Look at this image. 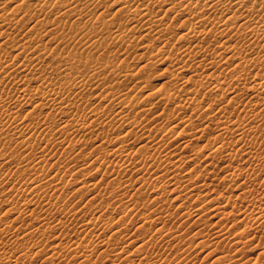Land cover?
<instances>
[{"label":"rangeland","instance_id":"rangeland-1","mask_svg":"<svg viewBox=\"0 0 264 264\" xmlns=\"http://www.w3.org/2000/svg\"><path fill=\"white\" fill-rule=\"evenodd\" d=\"M7 1V2H6ZM18 0H13V2H11L10 0H0V14H4L5 16H8V17H10V18H17V19H19L20 17H21V15L23 14V13H21V11L22 12H24V11H26L27 9L28 10H31V12H30V14H28V12H26L27 14H28V16H27V14H25V12H24V14L23 15H26L25 16V18H24V20H26V21H20V25L19 24H17V26L16 27H18V26H20V27H18V31H17V28H15L14 30H15V32L13 31V33H15V34H20V33H22L24 36H27V37H29V38H27V40H25L24 39V41L23 40H21L19 37L16 39V40H13V38L12 37H14L15 36V34H14V36H13V34H12V37H10L9 39H8V37L7 38H5L6 36H5V34H1L0 35V54H3L4 52H8L7 54L6 53H4L3 55H5L6 54V56H1L0 58H1V61H2V65H3V62L5 63V61H6V63L7 64H9L10 66H12L13 65V67H14V69H17L16 71H18L17 72V74H18V76H15V75H17L16 74V71L14 72V76H12L11 78H6L5 79V75H4V72H3V70H2V68H0V79L1 78H4L5 79V81L6 82H2V83H4V84H6L7 83V85H5L4 86V84H0V98L2 97L3 98V101H2V99H0V108L2 107V108H5L4 110L3 109H1V111H5V112H7V113H4V112H1L0 113V118H1V115H2V118L0 119V140H4L3 142H0L1 144H0V163L1 164H3V165H1L0 164V191H1V193L3 194H1L0 195V203H2V201H3V199H6V198H8V197H10V199L12 198V200H9L10 202H8L7 200L9 199H7V200H4V202H5V204H4V202L2 203V204H0V216H1V218H0V221L1 220H4V221H1V223H0V229L1 230H3V228L2 227H4V229H5V227H8L9 228V232L6 234V230L8 229V228H6V230H4V231H6V232H4V231H1V232H3V233H5L6 235H4V236H0V261L2 260V263L0 262V264H7L9 261L12 263V264H152L153 262H154V264H158V262H159V264H160V261H161V263L162 264H165V262H170L171 264H181V262L183 261V262H186L187 261V264H223V262L225 263V264H233V262L236 260V262H234L235 264H250L252 261H250L249 262V260H251L250 258L251 257H253L252 258V260L253 259H256V261L259 263V261H261L260 263L261 264H264V248H262L263 250H261L260 248L261 247H263L264 245V229L263 230H258V229H256V228H254V227H252L251 228V225L254 223L253 222V220L251 219V218H249V219H247V220H249V222L246 220L245 222H248V223H246L247 225H245L244 223L245 222H241V227L239 226L240 225V221H242V218H241V211L239 212H237L236 214H235V212H236V210H238V209H235V207H234V205L232 206L231 205V203H233L234 201L235 202H239L238 204H239V206H238V204H237V206H236V208L238 207V208H240V209H243V207H244V202H241V199H242V196H244L243 194H246V195H248V196H251V195H256L258 192H260V191H262V189H264V181H262L263 180V178H264V173H262V175L260 176L259 174L261 173V172H264V169H262V168H264V154H262V155H260L262 158H263V161H261V159H260V161H258V163L256 164V163H254V161H252L251 160V158H249L248 160H249V162L251 163H249V162H247L248 160L247 159H243L244 161L242 162V158H237V160L239 161H237L236 159H234L233 160V164L234 165H236V166H238V165H240L241 166V163H242V167H244L245 169H246V171L244 172V174H242L241 176L242 177H240L239 176V178H236V179H238L237 181H236V183H235V185L233 184V183H231L230 182V180L232 179V176L231 175H229L228 177H227V179H225L224 177L225 176H227L228 175V173L227 172H225L224 170L225 169H221V167H223L222 165H223V162L225 163V161H224V159H221V161L220 160H218L219 162H217V160L216 159H214L213 160V158L211 157V155H209V157L207 156V154H209V149H210V147H213V145H214V138L213 137H211V135L212 136H214L215 138L216 137H218L220 134V131H221V129L220 128H218V126L215 124V122L213 121H211V120H209L210 118H214V116L213 117H210V115H212V112H210L209 110H205L206 112H204V110L202 111L201 109H200V107L201 106H199L198 107V103L197 102H199L200 101V99H201V101H202V103L200 102L199 104L200 105H204V103H206L208 100H209V97H211L212 98V102L214 103V100L215 99H221V103H222V101H224L222 104V106H224L225 108H226V112H228L229 114H227V115H229L230 117H236V116H242L241 118L243 119L242 120V122H244L245 123V119H246V121L248 120V116H246V115H244V114H241V115H237L238 114V112L236 113V112H234L235 110H233V106L232 105H234V104H227V100L226 99H228L229 97H231L230 96V94L229 93H226L225 94V92H224V94L225 95H223V91L222 90H217L216 89V91H215V89H212L210 92L208 91V94L206 93L207 92V90H205L206 92H205V95H203L202 94V96L200 95H195V96H197V98L196 99H194L193 100V102H192V100H191V103L189 104V102L190 101H188L187 102V99H188V95H183V94H190L191 93V91L193 92V89L192 88H194V86L196 85V86H198L197 87V89H199V86L201 85V83L203 84V82H204V85L205 86H207V81L205 82V81H201V79L199 80L198 79V75L202 72V71H204V69L203 68H201L200 69V67H196V68H193L194 67V64L192 65V63H194V62H189L188 64L189 65H184V64H182L181 62H180V60H178L177 59V57L174 55V57H175V59H173V60H176V62L177 61H179L180 63L177 65L176 63H175V61L174 62H172V64L170 65V64H168L166 61H168V60H166V61H163L164 59H165V55L163 54V53H161V52H157L156 53V48L158 47H160V46H162L161 44H160V42H153V44H155L153 47H152V44H151V48L150 49H148L149 51L151 50V51H153V53L151 52V54H149L148 53V51H146V50H144L142 47H143V45L145 44V41H146V43H149L150 41H148V40H146V39H144L145 37H146V35H144V33L146 34L147 33V29L145 28V27H143L144 25H143V23H141V21L139 22V25L137 26V31H136V33L135 32H132L134 35H132V33H130V32H128L127 34H129V36H127V38H130V41H132L133 43H135V44H133L132 43V46H133V48H132V46L129 48V51H130V49H131V51H130V53H129V57L127 56V65H131L130 66V69L131 68H134V69H136V70H139L140 71V73H139V75H140V78H142L141 79V81H144L145 79H146V85L148 86V88H144L143 90H146V91H142V90H138V89H136V90H138L137 92L136 91H133V93L132 94H135L136 93V96H138V98L141 96V100H139L140 101V105L142 106L143 105V107L146 105V104H148V103H150L151 101H154L153 99H155L154 97L153 98H149L150 100V102L148 101V98H146L147 100V102L144 100V99H142V98H144L145 96H144V93H146L147 91L148 92H150V93H152V89H153V93H155L156 95H157V97L159 96V95H161L162 93V89H164L165 87H167V89L168 90H173V91H175L174 89L176 88V89H178V87L180 88V90H178L179 91V93L178 94H180L182 97H184L185 99L184 100H180L179 98H182V97H176L173 101H176V100H180V101H177V102H173V101H171V104L172 103H175V104H167V105H165V107L163 106L164 104H160V103H158L157 101H158V98L156 97V99L157 100H155L154 102H155V104L154 105H157L158 104V106H154V111L152 110L151 111V113L152 112H158L159 111V109H160V111H164L163 113L165 114V112H167L166 114L168 115L167 117H168V119H167V117L163 120V119H161V117H165L164 115L163 116H156L155 117V115H157V113H153L152 115H151V113H149L148 114V117H150V119L152 120H155L157 117L159 118H157L158 120H159V122H162V124L165 126V127H167V125H169L168 123H170V125H176V126H179V128L177 127V129H175L176 130V132H168L167 130H166V132H167V135L165 136V134L166 133H164L165 131H162L163 133H161V135L163 136V137H161V138H163L164 140H166L167 142V144L169 145V144H173V143H175V144H173V146H168V151L166 152V151H164V153H166L168 156H170V154H172L171 155V157H173L172 159H171V162L173 161V164H171V165H169V164H167V166L166 165H162V166H164V167H158V166H156V168H154V167H152V169H154L157 173H158V175H160V173H162L161 175H160V177L162 178H154V177H151L150 178V180H148L149 178H146V177H148L146 174H145V172H147V171H144V170H141L142 171V173H141V171H133V172H130V173H128L125 177H126V179H124V182L126 183L124 186H129L128 187V195H126L127 193H125V194H123L124 196H121V197H123L124 198V200H121L119 197H116L114 194H112V191H113V188L115 187V184H117V182L116 181H114L115 180V177H117V175H115L116 173L115 172H113V170L115 169V168H113L112 167V169H109V170H107L106 169V167L103 165H101L100 166V164L98 163V162H95L92 166H88V167H86V169L88 170V172H87V170H81V167H83V165L85 166V164H86V166L88 165V164H90L94 159H96L97 157H94V156H97L96 154H95V152L96 151H94V150H96L95 149V146H96V144H94L95 142H92V141H94V139H95V135L98 133V131L96 132V134L95 135H93V134H86L85 135V137H82L81 135H78V136H76L77 134V132H75L76 131V126L73 128V127H71V125L69 126V125H67V126H63V124H61V121L63 120V118L65 117V119L67 118H69V115H71V117H72V114H73V116L76 114L77 116H81L82 117V115L83 116H86L85 114H86V112L88 111V113H90V111L89 110H87L88 108L87 107H85V106H81V111H79L80 110V108H74V105H73V108L77 111H75V110H73V111H71V110H69V111H71L70 113H69V115L67 114L68 112H66V111H64V112H66L64 115H62L63 114V111L61 112V110H59L58 108H55L54 109V107H53V105L51 104V103H48V102H46V100H44V96H42L41 97V95H43V92H44V90H46V88H47V86L46 85H48L49 83L50 84H52V85H55V83H57L56 84V86H58L59 84H61V83H63V79L59 76V74L57 73V72H59V71H53V67H52V64L50 63V62H53V64L55 65V66H57V65H59V64H64L66 61H68V57L70 56L69 55V53L71 52L72 53V51H73V49H74V53H76L77 55H83V57L85 56H87L88 54H90L91 55V53L90 52H92V51H89L88 52V50H92V48L94 47V45H92V46H88V47H85L84 46V44H87L86 42H87V40H84V44H83V46H82V44H80V46L79 47H77V48H74V47H76V46H78V45H71V47L70 48H67L68 49V51H67V53H65L63 50L66 48L65 46H64V43H63V41H60L62 44L60 45V42L59 43H57V41H52L51 42V40H50V42H48L49 41V37L51 38H53V36H54V34L52 35V33H49V34H45V35H43L44 33H45V31H44V28H42V29H40V31H39V28H41V26L39 25L38 27H36V29H34V31L33 30H30V28L33 26V24L35 23V21L33 22V20H35L36 18H39L40 16V18L39 19H41L42 17H44V14L43 13H45V12H41V11H38V7L36 6V5H38V3L41 1V0H22V3L20 2L21 0H19L18 2H17ZM23 1H24V3H23ZM51 1H53L52 2V4L50 3V5L51 6H47L46 4L43 6L44 8L43 9H53L54 10V12H56L57 10H58V7H59V9L60 10H62V9H64V8H66L67 6H68V2L66 1V0H62V1H64V2H59V0L57 1V0H51ZM92 1H94V0H92ZM116 1V2H115ZM120 1L121 0H118V3H117V0H106V1H103V3L101 2V4H100V6H98L99 8L98 9H94V11H96L95 13H96V15L94 14V13H91V11H93V10H91V11H87V9L85 8V6L86 5H81L78 9H80V8H82L83 10L85 9V11H86V13H83L84 15H82V17L83 16H87L86 17V19L90 16V17H92V18H88V22H90V23H92V24H90V23H88V26L90 27L89 29H90V32L91 31H93L94 30V32H96L97 31V33H95V35H96V39H101L102 37H104V39L102 38L101 39V46L102 45H104V46H102V47H105L106 45L108 46H106L107 48H105L106 49V51L105 50H102V51H99L98 53L96 52L95 53V55H96V58H95V55H93V57H92V59H93V62H95L96 61V63L97 64H99V65H101V64H103V63H105V61H111L112 63L113 62H115V63H113V64H118L117 66H120V63L122 62V60H123V55H122V51H120L121 50V48L119 47V46H125V45H127V44H125L124 45V43H121L120 44V42L119 43H117L113 38H112V36H114V31L116 30V31H118V29L119 28H121L122 30H124V28H123V26L125 27V26H128L129 25V23H131V22H129V20H128V13H126L125 11H123V9H121V11L122 12H120V11H118L117 12V10H116V8L117 9H119V3H120ZM123 1V0H122ZM124 1H126V0H124ZM141 0H139L138 2H140ZM1 2H2V4H1ZM4 2H6L5 4H3ZM20 2V3H19ZM67 2V3H66ZM137 2V0L133 3V6H135L136 8H138L139 7V5H140V7H141V4L140 3H136ZM143 2V0L141 1V3ZM17 5L18 3L20 4V8L19 9H15V10H13V11H17V13L15 14L13 11H12V8H14V6L16 7V5ZM25 3H28L29 5H27V4H25ZM95 3H97V2H95ZM117 3V5H112V4H116ZM146 3V2H145ZM58 4V5H57ZM67 5V6H66ZM104 5H106V6H104ZM112 5V6H111ZM155 6H153V8L154 9H156L155 11H160L161 9H159L160 7L157 5V4H154ZM156 5H157V7H156ZM33 6H35V7H33ZM53 6V7H52ZM84 6V7H83ZM104 6V7H103ZM118 6V7H117ZM24 7H26V9H24ZM28 7V8H27ZM29 7H30V9H29ZM37 7V8H36ZM102 7V8H101ZM108 8V9H106V8ZM34 8V9H33ZM104 8V9H103ZM56 9V10H55ZM102 9H103V13H104V15H106L105 16V19H104V16H103V18H100V20L101 19H103L102 21H107L106 23H104V22H102L104 25H102V23H100L101 21L100 20H94V17L96 18L97 17V15H99V13L101 14V11H102ZM141 9V8H140ZM159 9V10H158ZM9 10V11H8ZM24 10V11H23ZM97 10H99V11H97ZM206 10V9H205ZM205 10H204V12H205ZM11 11L13 12V13H11ZM37 13H36V12ZM93 11V12H94ZM208 11V10H207ZM207 11H206V13H207ZM6 12L8 13V14H6ZM40 12V13H39ZM48 12V11H47ZM53 12V13H54ZM87 12H89V13H87ZM116 12V13H115ZM20 13H21V15H20ZM34 13V14H33ZM36 13V14H35ZM50 14L49 16L51 17L52 16V18H54L55 16H54V14ZM74 13V14H73ZM71 12L70 13V16H69V22H76L77 24H81L82 25V23L83 22H85L86 20H85V17H81L80 19H79V17H77V15H76V17H74L75 16V12ZM112 13V14H111ZM120 13V14H119ZM125 13L127 14V15H125ZM12 14H13V17H12ZM38 14V15H37ZM42 14H43V16H42ZM86 14H88V15H86ZM92 14V15H91ZM117 14V15H116ZM19 15H20V17H19ZM123 15V16H122ZM4 16V17H5ZM35 16H37V17H35ZM94 16V17H93ZM127 18H126V17ZM19 17V18H18ZM35 17V18H34ZM73 17H74V20H73ZM112 17V18H111ZM119 17V21L118 20H116L117 18ZM181 17H182V15H179L178 17H176L175 19H177L176 21H179V19H181ZM111 18V19H110ZM113 18H114V20L115 21H117V22H113V21H110V20H113ZM122 18V19H121ZM32 19V20H31ZM62 19H65V20H67V18H65V17H63ZM70 19H72V20H70ZM78 19V20H77ZM84 19V20H83ZM90 19H92V22H91V20ZM1 20V19H0ZM49 20L51 21V18H49ZM58 20H61L60 18H57L56 17V21H58ZM94 20V21H93ZM126 20V21H125ZM128 20V21H127ZM15 21V20H14ZM79 21H80V23H79ZM100 21V22H99ZM194 21V20H193ZM22 22V23H21ZM32 22V23H31ZM95 22V23H94ZM111 22H112V24H111ZM141 23V24H140ZM175 23V22H174ZM0 24H1V21H0ZM31 24V25H30ZM90 24V25H89ZM101 24V25H100ZM107 24V28H106V25ZM112 25V26H108V25ZM25 25V26H24ZM29 25V26H28ZM50 25H52V24H48V26H46L47 27V29H49V26ZM93 25H95V26H93ZM98 25V26H97ZM114 25H118V26H116L115 27V29H113L114 28ZM122 25V26H121ZM95 27V28H93V27ZM140 26V28H138ZM111 27V28H110ZM20 28H22L21 30H20ZM92 28V29H91ZM89 29H88V31H89ZM111 29H113L114 31H112ZM23 31V32H20V31ZM35 30H37V31H35ZM43 30V31H42ZM103 30H104V32H103ZM108 30V31H107ZM138 30H140V31H138ZM0 31H1V29H0ZM88 31H87V29L84 31V32H86V33H88ZM100 31V32H99ZM112 31V32H111ZM143 31V32H142ZM145 31V32H144ZM36 33V34H34V33ZM39 32H44V33H40V35H39ZM66 33H65V35H68V33H69V35H72V36H74V37H79V35H83V34H85L84 32H79V34H78V32H70V29H67L66 31H65ZM106 32V33H105ZM108 32V33H107ZM110 32V33H109ZM29 33V34H28ZM140 33H142V35L140 34ZM78 34V35H77ZM100 34V35H99ZM110 34V35H109ZM116 34V33H115ZM3 35V36H2ZM30 35V36H29ZM40 37H39V36ZM42 35V36H41ZM50 35V36H49ZM52 35V36H51ZM69 35L68 36H66V38L67 37H69ZM105 35H108V36H105ZM134 37H132V36ZM140 35V36H139ZM33 36H35V41H37L36 43H34L33 42V44L32 45H34L35 44V46H34V48L31 50L30 48V50L31 51H29L28 53V55H29V58L31 59V60H33V59H35V64H34V66L36 67H34L33 65L31 66L32 68H34V69H32L31 68V71H32V73H31V71L30 72H27V73H25V75H22L23 73H21V74H19V71H21L22 70V68H21V70L19 69V67L22 65V62H23V64H28V63H24V60H25V57H23L22 55H20L19 57H15V54H19V50H20V46H21V44H25V42H28L29 41V39L31 38V37H33ZM38 36V37H37ZM136 36H139V37H141V38H139V37H136ZM37 37V38H36ZM43 39H42V38ZM98 37H101V38H98ZM112 38L111 40H113V41H115V42H113V41H111L110 40V38ZM131 37L133 38V39H131ZM4 38H5V40H4ZM51 38V39H52ZM135 38H137L136 39V41H134L135 40ZM203 37H201L200 39H202ZM18 39H20V41L18 40ZM106 39V40H105ZM199 39V38H198ZM199 39V40H200ZM209 40V41H211V43H209V41L207 42V43H209L207 46H209L210 48L211 47H213V49L214 48H218V46H215V45H217V44H215L212 40H210V38L208 37V38H205L204 40L206 41V40ZM104 40V41H103ZM203 40V41H204ZM9 42V44H8V42ZM11 41H13L12 43V45L10 44L11 43ZM171 42V45H173L174 46V48H175V50H176V47H181L182 46V44L184 45V43L186 44V43H190V42H188V40H187V42L185 41V42H183V40H179V41H177L176 40V37H174V38H172L171 40H170ZM196 41H198V40H196ZM203 42V44H205L206 42ZM3 42V43H2ZM6 42V43H5ZM16 42H17V48L15 47V45H16ZM19 42H22V43H19ZM24 42V43H23ZM39 42V43H38ZM54 42H56V43H54ZM91 42V41H90ZM89 42V43H90ZM151 42V43H152ZM2 43V44H1ZM5 43V44H4ZM40 43H42L43 45H40ZM47 43H49V44H47L49 47H50V45L52 46V47H50V50L52 51V53L49 55V52H45V55H44V50H43V48L44 47H46V48H49L48 46H45ZM89 43H88V45H89ZM107 43V44H106ZM176 43V44H175ZM37 44V45H36ZM54 44V45H53ZM118 44H120V45H118ZM123 44V45H122ZM139 44V45H138ZM213 44H215L214 46H213ZM58 45H60V46H58ZM111 47H110V46ZM135 45H137V46H135ZM170 45V44H169ZM170 45V46H171ZM11 46H13V47H15V48H11ZM39 46H41V48H42V46H43V48H42V50H41V48L39 47ZM83 48H82V47ZM36 47H37V49H36ZM91 47V48H90ZM135 47V48H134ZM156 47V48H155ZM1 48H2V50H1ZM55 48H57V49H55ZM80 48V49H79ZM85 48V49H84ZM88 48V49H87ZM90 48V49H89ZM116 48V49H115ZM123 48H125V47H123ZM122 48V49H123ZM143 50H142V49ZM220 48V47H219ZM17 49V50H16ZM35 49V52H36V55H37V57H38V59H37V57H36V55L34 54V50ZM62 49V50H61ZM67 49H65V50H67ZM71 49H72V51H71ZM94 49H95V47H94ZM93 49V50H94ZM170 49V48H169ZM212 49V48H211ZM220 49H222V48H220ZM4 50V51H3ZM54 50H56V51H54ZM108 50V51H107ZM110 50L111 51H114V52H110ZM18 51V52H17ZM37 51H38V53H37ZM54 51V52H53ZM59 51V53L61 52L62 53V55L61 54H59V53H57ZM117 51H119L120 53H118ZM146 53H145V52ZM157 51H158V49H157ZM2 52V53H1ZM107 52H109V53H107ZM116 52H117V54H116ZM131 52H132V54H131ZM260 52L262 53V54H264V49H262V48H260ZM42 53V54H41ZM48 53V54H47ZM57 53V54H56ZM84 53V54H83ZM85 53H88V54H85ZM105 53V54H104ZM140 53H143L142 54V57H144V58H146L145 57V55L147 56V57H153L154 59H151V60H153L152 62H154L153 64H150L149 65V67H147L146 65H144V67L142 68V67H140L141 65H142V63L143 64H145V62H144V58H142V57H140ZM147 53L149 54V55H147ZM34 54V55H33ZM65 54H67V55H65V57H64V55ZM107 54H108V56H107ZM112 54V55H111ZM139 54V55H138ZM158 54V55H157ZM31 55V56H30ZM47 57V58H43V62H41L42 61V59H41V57ZM49 55V56H48ZM55 56V60H58L59 61V63L57 62V61H55V60H53V56ZM59 55H61V56H59ZM90 55H88V56H90ZM105 55V56H104ZM137 55V56H136ZM153 55V56H152ZM87 56V57H88ZM108 58H107V57ZM116 56V57H115ZM15 57V58H14ZM60 57H61V59H60ZM103 57H105V59L103 58ZM112 57V58H111ZM122 57V58H121ZM139 57V58H138ZM173 57V58H174ZM257 57H258V51L256 50V51H252V52H249L248 53V56H247V58L249 59V60H251V61H255L256 62V59H257ZM2 58H4V59H2ZM49 58V59H48ZM102 58V59H101ZM120 58V63H119V61H118V59ZM131 58V59H130ZM133 58V59H132ZM135 58V59H134ZM164 58V59H163ZM24 59V60H23ZM39 59H40V61H39ZM66 61H65V60ZM97 59V60H96ZM116 59V60H115ZM37 60V61H36ZM61 60V61H60ZM95 60V61H94ZM105 60V61H104ZM114 60V61H113ZM129 60V61H128ZM150 60V61H151ZM104 61V62H103ZM149 61V63H152V62H150ZM156 61V62H155ZM39 62V63H38ZM41 62V63H40ZM63 62V63H62ZM100 62V63H99ZM117 62V63H116ZM162 62V63H161ZM170 62V61H169ZM96 63H93L94 65L96 64ZM174 63V64H173ZM232 63V61H229L228 62V64H225L224 66H229L230 64ZM19 64V65H18ZM37 64L38 65H40V66H37ZM71 63H68V65H69V67H71V68H73V69H77V68H79V70L80 71H82L83 72V74L85 73L86 75H87V73L89 72V71H87V68L85 67V66H83V67H81V66H76V65H74V64H71ZM5 65V64H4ZM16 65V66H15ZM18 65V66H17ZM177 65V66H176ZM180 65H182L183 67H184V69H183V67L182 68H178V69H176V67H178V66H180ZM93 66V65H92ZM143 66V65H142ZM173 66V67H172ZM188 66V67H187ZM77 67V68H76ZM172 67V68H171ZM185 67H187V68H185ZM40 68V69H39ZM82 68H84V69H82ZM86 68V69H85ZM139 68H141V69H144V70H140ZM147 68V69H146ZM224 68V67H223ZM226 68V67H225ZM231 68H232V66H230V70L228 71V72H230V75H234V74H236V72L237 71H240V70H242V68L240 69H238V70H236V71H234L233 69V71L231 70ZM167 69H169V71L167 70ZM172 69V70H171ZM179 69H182V70H179ZM195 69H197V70H195ZM44 70V71H43ZM86 70V71H85ZM133 70V69H132ZM175 70H177V71H175ZM199 70V71H198ZM43 71V72H42ZM79 71V72H80ZM168 71V72H167ZM173 73H172V72ZM179 71V72H178ZM221 71V70H220ZM232 71V72H231ZM41 72V73H40ZM170 72V73H169ZM199 72V73H198ZM235 72V73H234ZM243 72V71H242ZM241 72V73H242ZM35 73V74H34ZM46 73H47V75H46ZM69 72L67 71L66 72V75H67V79L66 80H64V82H66V81H68V80H72V81H74V79L75 78H78V76L75 74V73H69ZM175 73V75H173L172 76V74H174ZM237 73H239V72H237ZM255 73H260V74H263L262 75V77L264 78V70L263 69H261V68H259V67H256L253 71H252V73L250 74L249 73V75L247 74V77L249 78L248 80H247V84H248V82L250 81V80H254V78H252V76L253 75H255ZM42 74V75H41ZM71 74V75H70ZM171 74V75H170ZM198 74V75H197ZM21 75V76H20ZM31 75V76H30ZM35 75V76H34ZM45 75V76H44ZM73 75H75V76H73ZM229 75V74H228ZM26 76H28V79L26 78ZM33 76V77H32ZM42 76V77H41ZM172 78H171V77ZM25 77V78H24ZM32 77V78H31ZM44 77V78H43ZM145 77V78H144ZM197 77V78H196ZM29 78H31V79H29ZM36 78V79H35ZM49 80H48V79ZM144 78V79H143ZM41 79V80H40ZM44 79H46V81L44 80ZM169 79H171L170 81H167V80H169ZM195 79V80H194ZM12 80V81H11ZM18 80H20V81H18ZM48 80V81H47ZM52 80H54V81H52ZM197 80H199L201 83H199ZM230 79H228V80H226L227 82H225V84H223L222 86H225V87H227L228 85H230V84H234V83H232V80H230ZM22 81V82H21ZM45 81V82H44ZM147 81H148V83H147ZM167 81V82H166ZM209 81L211 82V81H214V80H210L209 79ZM208 81V82H209ZM12 82V83H11ZM25 82V83H24ZM196 82V84L194 85V83ZM10 83V84H9ZM17 83H19L17 86H16V84ZM43 83V84H42ZM46 83V84H45ZM48 83V84H47ZM59 83V84H58ZM131 82H129L128 83V85H130V86H133V84H130ZM206 83V84H205ZM249 83H251V81L249 82ZM21 84H22V86H21ZM42 84V85H41ZM170 84V85H169ZM209 85H210V83H208ZM236 84V83H235ZM31 85V86H30ZM35 85V86H34ZM168 85V86H167ZM192 85H194V86H192ZM8 86V87H7ZM13 86V87H12ZM27 86L29 87V89H33V90H35V96L34 97H29V96H27L26 98H25V100H24V96H22L21 94L19 95V92L21 91V92H23L22 90H23V88L25 89V88H27ZM38 86V87H37ZM45 86V87H44ZM162 86H163V88H162ZM165 86V87H164ZM171 86L174 88H172L171 89ZM196 86H195V90H196ZM203 85H201L200 86V88L202 87ZM237 86V85H236ZM17 87V88H16ZM58 87H60V86H58ZM170 87V88H169ZM208 87V86H207ZM207 87H206V89H207ZM20 88H21V90H20ZM37 88V89H36ZM43 90H41V89ZM149 88H151L150 90L151 91H149ZM186 89V92H188V93H183V92H185V89ZM189 88V89H188ZM31 89V90H32ZM40 89V90H39ZM159 89H161L160 91H159ZM184 89V90H183ZM190 90V91H188V90ZM192 89V90H191ZM202 89V88H201ZM237 89H239V93H240V90H241V94H239V100H245V102H243V104H245L246 103V101H247V96H249L250 94H251V92H249L248 90H247V87H245V86H240V87H238ZM14 90V91H13ZM20 90V91H19ZM154 90H155V92H154ZM156 90H157V92H156ZM164 90H166V88L164 89ZM164 90H163V93H164ZM168 90H166V91H168ZM194 90V91H195ZM245 90V91H244ZM6 91H8V92H6ZM13 91V92H12ZM19 91V92H18ZM140 91H142V92H140ZM183 91V92H182ZM214 93H213V92ZM222 91V92H221ZM244 91V92H243ZM20 92V93H21ZM72 92H74L73 93V95L75 94H78L77 96H78V99H76L77 97L75 96H71L72 95V93H70V95H69V99L68 100H70V102L72 101L73 102V104H75V103H78V105H80V103L79 102H81L83 105H88L87 104V102H83V101H85V100H87V99H82V98H85V96H87L88 95V97H90L89 95H92L93 94V92L94 91H92V90H87V92H86V90L83 92H81V90H78V88L77 87H74L73 89H72ZM78 92V93H77ZM86 92V93H85ZM183 94H182V93ZM221 92V93H220ZM7 93V94H6ZM16 93V94H15ZM18 93V94H17ZM42 93V94H41ZM81 93V94H80ZM194 93V92H193ZM210 93V94H209ZM5 94L6 95H8V96H5ZM10 94H12L10 97H12V99L13 100H11L12 102H10V97H9V95ZM15 94V95H14ZM37 94H39V96L37 95ZM147 94V93H146ZM145 94V95H146ZM192 94V93H191ZM191 94H190V96H191ZM206 94H207V96H206ZM2 95V96H1ZM13 95H14V97H13ZM79 95H80V97H79ZM143 95V96H142ZM155 95V96H156ZM180 95H178V96H180ZM241 95V96H240ZM18 96V97H17ZM205 96H206V98H205ZM219 96H221V97H219ZM6 97V98H5ZM9 98V100H8V98ZM21 97V98H20ZM29 97V98H28ZM41 97V98H40ZM70 97L72 98V99H70ZM82 97V98H81ZM93 97V96H92ZM215 97V98H214ZM4 98H5V100L7 101V102H10V103H4V104H2V102H4ZM17 98V99H16ZM20 98V99H19ZM23 98V99H22ZM41 100H40V99ZM178 98V99H177ZM187 98V99H186ZM241 98V99H240ZM28 99V100H27ZM30 99V100H29ZM98 98H94L93 100L90 98V101H91V103L92 104H94L93 105V107H99V106H101V104L103 103V104H105L106 105V103H105V101H103V102H101V104H100V100H99V102H98V100H97ZM198 99H199V101H198ZM23 100V101H22ZM40 102H39V101ZM78 100V101H77ZM80 100V101H79ZM144 102H143V101ZM203 100L205 101V102H203ZM14 101V102H13ZM29 101H30V103H29ZM45 101V102H44ZM88 101H89V99H88ZM90 101L88 102V103H90ZM142 101V102H141ZM259 101H260V103H262L263 101H264V99H259ZM26 102L29 104V105H27L26 104ZM33 102H34V104H33ZM95 102V103H94ZM178 102H180V103H178ZM183 102V103H182ZM187 102V103H186ZM212 102H210V103H212ZM217 102V101H216ZM226 102V103H225ZM19 103V104H18ZM21 103H23V104H21ZM33 105H32V104ZM45 103H47V104H45ZM96 103H98V104H96ZM176 103H178V104H185L184 106L185 107H182L183 105H176ZM212 103V104H213ZM221 103L219 102V104L218 103H215V104H213V108H216L217 106H219V105H221ZM9 104V105H8ZM40 105V107H39V105ZM43 104V105H42ZM96 104V105H95ZM100 104V105H99ZM102 104V105H103ZM7 105V106H6ZM35 105V106H34ZM38 105V106H37ZM41 105H42V107H41ZM159 105H162V107L160 108L159 107ZM176 105V106H175ZM187 105V106H186ZM231 105V106H230ZM21 106V107H20ZM24 106V107H23ZM65 106V104L62 106V107H64ZM168 106V107H167ZM181 108H180V107ZM198 108H197V107ZM6 107H7V109H6ZM33 107H34V110H33ZM44 107V108H43ZM50 107H53L52 108V110L50 109ZM103 107H104V105H103ZM157 107H159V109L157 108ZM172 108V110H170L171 108ZM175 109H174V108ZM177 107H179L178 108V111H180L181 113H179L176 109H177ZM195 107H196V109H195ZM9 108V109H8ZM16 108H17V110H16ZM85 108H87L86 109V111H85ZM165 108V109H164ZM183 108V109H182ZM57 109H58V111H57ZM113 109V110H112ZM115 108H112V107H108V108H105V110L106 111H109V113L110 112H114L115 110H114ZM158 111H157V110ZM164 109V110H163ZM167 109V110H166ZM195 109V110H194ZM228 109V110H227ZM230 109V110H229ZM231 109H232V111H231ZM8 110H9V112H8ZM51 110V111H50ZM156 110V111H155ZM166 110V111H165ZM175 110V112H173ZM183 110V111H182ZM201 111V112H198V114L199 115H195V114H197L196 113V111ZM15 111H18V112H16V113H18V115L16 114V113H14ZM21 111V112H20ZM34 113H32V112ZM57 111V112H56ZM193 111H195V112H193ZM211 111H212V109H211ZM10 112H12L11 113V115L12 114H14V115H12V120H10L9 122H8V124H7V121L10 119V117H11V115H10ZM53 112V113H52ZM61 112V113H60ZM81 112V113H80ZM85 112V113H84ZM169 112H171L172 114L173 113H175V115L173 116L171 113L169 114ZM176 112H178V113H176ZM20 113V114H19ZM87 113V114H88ZM208 113V114H207ZM209 113H211V114H209ZM231 113V114H230ZM234 113V114H233ZM236 113V114H235ZM6 114V115H5ZM29 116H28V115ZM53 114V115H52ZM78 114H80V115H78ZM91 114V113H90ZM155 114V115H154ZM177 114L179 115V116H177ZM189 114H192V117L194 116L195 117V119H194V117L192 118V120H191V122H190V126L188 125L187 126V118L189 117ZM202 114H204V115H202ZM207 114V115H206ZM27 115V116H26ZM32 115H33V117H32ZM55 115V116H54ZM59 115V116H58ZM75 115V116H76ZM151 115V116H150ZM171 117H170V116ZM206 115V116H205ZM209 115V116H208ZM235 115V116H234ZM7 116V117H6ZM88 116H89V114H88ZM154 116V117H153ZM184 116H187L186 118L184 117ZM197 116V117H196ZM199 116V117H198ZM228 116V117H229ZM244 116V117H243ZM6 117V118H5ZM45 117H46V119H45ZM49 117V118H48ZM70 117V118H71ZM78 117V118H79ZM173 117H174V119H173ZM175 117H177L176 119L177 120H175ZM182 117H184V118H182ZM210 117V118H209ZM261 117V116H260ZM259 117V118H260ZM264 114L262 115V117H261V119H263V120H261V124H256L257 126H255V127H257V128H255V129H257L256 131H255V129L253 130L252 129V133H251V135H249L250 134V132L248 133V135L246 136V138H244V140L245 141H243V137L242 136H240V137H237L236 136V134H231V136H229L230 134H224L223 135V138H224V145H225V143L227 144V145H229L228 147L226 146V148H227V151H228V149H229V151H230V149H231V147L233 148V146L234 145H236L235 147H238L239 145H245L247 142H248V140H250L252 137H257V136H261V138L262 139H264V137H262V136H264V135H262V134H264ZM4 118L6 119V120H4ZM69 118V119H70ZM75 118H77V117H75ZM171 118V119H170ZM209 118V119H208ZM21 119V120H20ZM48 119H49V121H48ZM61 119V120H60ZM64 119V120H65ZM156 119V120H157ZM167 119V120H166ZM184 119V120H183ZM46 120V121H45ZM157 120V121H158ZM161 120H163V121H161ZM171 120H173V121H171ZM186 120V121H185ZM18 123H17V122ZM59 121H60V123H59ZM167 121H169V122H167ZM185 121V122H184ZM210 121V122H209ZM2 122V123H1ZM11 122V124L13 125H16V126H11V124H9ZM15 122V123H14ZM22 122V123H21ZM31 122V123H30ZM167 122V123H166ZM184 122V123H183ZM19 123H21V124H19ZM24 123V124H23ZM27 123V124H26ZM30 123V124H29ZM43 123V124H42ZM46 123V124H45ZM166 123V124H165ZM183 123V124H182ZM185 123H186V126L184 127L183 125H185ZM189 123V122H188ZM7 124V125H6ZM26 124V125H25ZM47 124H49V126H51L50 128L47 126ZM179 124V125H178ZM18 125V126H17ZM21 125H23V126H21ZM31 125V126H30ZM192 125V126H191ZM208 125H209V127H208ZM10 126V127H9ZM21 126V127H20ZM29 126V127H28ZM182 126V127H181ZM206 126H207V128H206ZM18 127V128H17ZM22 127H24V128H22ZM42 127H44V130H42L43 128ZM49 128V130H48V128ZM192 127V128H191ZM197 127V128H196ZM17 128V129H16ZM45 128H47L46 130H45ZM56 128V129H55ZM57 128H58V130H59V132H58V130H57ZM70 128V129H69ZM72 128V129H71ZM181 128H182V130H181ZM189 128V129H188ZM8 131H7V130ZM21 129V130H20ZM98 129H100L99 128V126H98ZM107 129H108V127H107ZM185 129L188 131H185ZM202 129V130H201ZM261 129V130H260ZM5 130V131H4ZM23 130V131H22ZM48 130V131H47ZM55 130V131H54ZM60 130H62V131H60ZM66 130V131H65ZM199 130V131H198ZM260 130V131H259ZM42 131H43V133H42ZM51 131V134H54V132H55V136L54 135H49V132ZM59 133L58 134V136H57V132ZM100 131V130H99ZM113 131V130H112ZM121 131V130H120ZM179 131V132H178ZM181 131H182V133H181ZM183 131H184V133H183ZM217 131H218V134H217ZM259 131V132H258ZM18 132V133H17ZM53 132V133H52ZM61 132V133H60ZM65 132H67V133H65ZM101 132V131H100ZM99 132V133H100ZM109 132V131H108ZM185 132H186V134H185ZM3 133V135H5V136H1V134ZM6 133V134H5ZM23 134V136H22V134ZM27 133V134H26ZM73 133V134H72ZM172 133H176V134H172ZM257 133V134H256ZM260 133H262V134H260ZM62 134V135H61ZM173 136H172V135ZM41 135V136H40ZM76 136V138H75V136ZM187 135V136H186ZM225 135H227V137L225 136ZM10 136V137H9ZM29 136V138L31 139V141H30V139L29 140H26L27 142H29L30 144L31 143H33V145L31 144V146H30V144L29 145H27L28 143L25 141V138H27V137ZM34 136H35V138H34ZM43 136V137H42ZM50 136H52V138H53V140H51V137ZM54 136V137H53ZM70 136V137H69ZM71 136H73V137H71ZM81 138H80V137ZM171 136V137H170ZM175 136V137H174ZM177 136V137H176ZM225 136V137H224ZM250 136H251V138H250ZM4 137L6 138V141H5V139H4ZM22 137H23V140H22ZM25 137V138H24ZM33 137V138H32ZM78 137V138H77ZM114 137V136H113ZM112 137V138H113ZM208 137H209V139L210 140H208ZM249 137V138H248ZM19 138H21V139H19ZM57 138V139H56ZM70 138V139H69ZM75 139V140H73L74 142H73V144L75 145V147L74 148H71L70 147V142H72L71 140L72 139ZM166 138V139H165ZM168 138V139H167ZM171 140H170V139ZM229 138H231V140L229 139ZM232 138H235V139H233L234 140V142H236V141H238V142H236V143H233L232 141ZM10 139V140H9ZM19 139V140H18ZM40 139H41V141H40ZM80 140V142L78 143V141ZM81 139H82V141H81ZM93 139V140H92ZM114 140H117V138H113ZM130 139V140H129ZM129 143L127 142V144H130L129 146L131 147V150H133L132 151V154H133V152H134V158L136 159V161H138L139 159H141L144 155H146V154H149V152L151 153V151H148V153H147V149H142L141 151H138L137 153H136V150H137V147H139V146H141L140 144L141 143H143L142 142V140H138L137 142L135 141L136 139H135V137H133V139H131V137H129ZM229 139V140H228ZM237 139V140H236ZM12 140V141H11ZM16 140V141H15ZM45 140V141H44ZM46 140H48V142H46ZM68 140H70L69 142H68ZM85 140V141H84ZM134 140V141H133ZM170 140V141H169ZM226 140H228L227 142H225ZM10 141H11V143H10ZM17 141H18V143H17ZM34 141V142H33ZM50 141H52L51 143H50ZM62 141V142H61ZM65 141V142H64ZM130 141H131V143H130ZM186 141V142H185ZM213 141V142H212ZM241 141H243V143L241 142ZM14 142V144H12ZM20 142H23V143H21L20 144ZM37 142V143H36ZM44 142V143H43ZM85 142H86V144H85ZM134 142V143H133ZM140 142V143H139ZM171 142H173V143H171ZM213 143V144H210V143ZM232 142V143H231ZM242 144H241V143ZM246 142V143H245ZM258 142V141H257ZM2 143H3V145H2ZM7 143V144H6ZM10 143V144H9ZM24 143H26V144H24ZM43 143V144H42ZM93 143V144H92ZM136 143V144H135ZM139 143V144H138ZM145 143H146V141H145ZM183 143H185V144H183ZM20 144V145H19ZM48 144V145H47ZM78 144V145H77ZM116 144V143H115ZM119 144V143H118ZM231 144H233V145H231ZM249 144V147H251V149L250 150H252V152L253 151H255V153H259V151L260 152H262V151H264V147L262 146V145H264V144H262V142L259 140V143H253L252 145L250 144V143H248ZM257 144H259V146L257 145ZM262 144V145H261ZM13 145V146H12ZM16 146V148H15V146ZM24 145V147H22ZM46 145V146H45ZM120 145H121V142H120ZM177 146V147H175V146ZM182 145V146H181ZM238 145V146H237ZM22 147V148H18V147ZM30 146L31 147V149H29V150H27V148ZM128 146V147H129ZM252 146H255L254 148H252ZM257 146V147H256ZM35 147V148H34ZM78 147V148H77ZM174 147L176 148V149H174ZM180 149H179V148ZM201 147H202V149L204 150H202L201 149ZM24 148V149H23ZM42 148V149H41ZM77 148V149H76ZM132 148H136L135 149V151H134V149H132ZM178 148V149H177ZM262 148V149H261ZM10 149V150H9ZM17 149V150H16ZM112 149V148H111ZM194 149V150H193ZM201 149V150H200ZM256 149L258 150V151H256ZM261 149V150H260ZM14 150H16V152L14 151ZM20 150V151H19ZM45 150V151H44ZM130 150V151H131ZM172 150V151H171ZM196 150V151H195ZM2 151V152H1ZM14 151V152H13ZM24 152V154L26 153V155H24L23 157L22 156H20V159H19V154H23V152ZM26 151V152H25ZM27 151H28V154H27ZM29 151H30V153L32 152V153H35L34 155H31V154H29ZM177 151V152H176ZM228 151V152H229ZM19 152V153H18ZM171 152V153H170ZM174 152V153H173ZM143 154L142 156L140 155V158L138 157L139 155H137V154ZM146 153V154H145ZM192 153H194V155H196L197 156V158L195 159V156H193L192 158L194 159V161L193 160H188V158H186L185 157V155L186 156H188V155H191ZM6 154V155H5ZM95 154V155H94ZM137 156H136V155ZM178 154H180L179 155V158H178ZM203 154V155H202ZM17 156V158L15 157V156ZM31 155V156H30ZM36 155V156H35ZM182 155V156H181ZM201 155V156H200ZM206 155V156H205ZM27 156V158L24 160V158ZM32 156H34V157H32ZM38 156H39V158H38ZM204 156L206 157V158H204ZM31 159H30V158ZM175 157V158H174ZM201 159H200V158ZM11 158V159H10ZM29 158V159H28ZM33 158H34V160L35 161H33ZM41 158V159H40ZM43 158V159H42ZM46 158V159H45ZM94 158V159H93ZM139 158V159H138ZM143 158H147V155H146V157L144 156ZM176 158H178V160L180 161V158L182 159V160H185V161H183L182 162V160H181V162H179ZM186 158V159H185ZM202 158H204V159H202ZM208 158H209V160H208ZM210 158H211V161H213V162H211L210 161ZM247 158V157H246ZM8 161H7V160ZM16 159V160H15ZM20 161H19V160ZM40 159V160H39ZM173 159H175V160H173ZM197 159H199V160H201V161H199V160H197ZM205 159H207V160H205ZM9 160H11L10 162H9ZM25 162H24V161ZM26 160H28V162L26 161ZM44 160V161H43ZM45 160H47L46 162H45ZM187 160V161H186ZM237 162H236V161ZM246 160V161H245ZM7 161V162H6ZM33 161V165H34V167H33V165L30 163V162H32ZM136 161H135V165H136ZM140 161V160H139ZM138 161V162H139ZM175 161V162H174ZM178 161V162H177ZM202 161H204V162H202ZM227 162H228V160H226ZM236 162V164H235V162ZM9 162V163H8ZM20 162L22 163L21 165H20ZM27 162V163H26ZM39 162H41V163H39ZM5 163H6V165H5ZM30 163V165H28ZM36 163H38V164H40L39 166H38V164H37V166H36ZM82 163H83V165H82ZM175 163H178V164H175ZM179 163H181V164H179ZM198 163V164H197ZM208 163V164H207ZM214 165H213V164ZM218 163V164H217ZM220 163H222V164H220ZM237 163H239L238 165H237ZM249 163V164H248ZM20 165V167H18L19 165ZM24 164H26V165H24ZM44 164H45V166H48V167H45L44 166ZM47 164V165H46ZM97 164V165H96ZM196 164V165H195ZM229 164V163H228ZM248 164V165H247ZM256 165V166H254V165ZM260 164H261V166H260ZM42 165V166H41ZM149 165V164H148ZM212 165V166H211ZM218 165V166H217ZM221 167H220V166ZM225 165V164H224ZM227 165V164H226ZM225 165V166H226ZM251 165V166H250ZM28 166H32L33 167V169L32 168H30V167H27ZM37 168H36V167ZM81 166V167H80ZM169 166H171V167H169ZM173 166V167H172ZM174 166H175V168H174ZM180 166H181V168H180ZM251 167V169H248V168H250ZM253 166V167H252ZM259 166V167H258ZM21 167H23V168H21ZM39 167H41V168H39ZM97 167H100V169H102V170H100V171H98L97 170ZM149 168H151L150 167V165L148 166ZM177 167H179L178 169H177ZM197 167V168H196ZM211 167H212V169H211ZM20 168V169H19ZM29 169L28 170V173H29V176H30V174H31V176H30V178H25V179H27V181L28 182H30L28 185H25V187L26 186H29L30 188H32L33 186H35V191H36V193L34 192V193H32V191H30V190H26V191H23V188H24V186L22 187V184L20 185V183H23V181H24V183L23 184H27L28 182H25L26 180H21V178L19 177V174L21 173V171H22V169ZM56 168V169H55ZM158 168H161V169H158ZM164 168V169H163ZM171 168V169H170ZM203 168V169H202ZM205 168H207V169H210L211 171H210V174L208 173V174H205L206 173V171H204V169ZM220 168V169H219ZM258 168H260V172H259V170L257 171V169ZM26 169V170H27ZM38 169H40V170H38ZM167 169H170V170H167ZM172 169H174V170H172ZM195 169H197L196 171H199L200 169V172L197 174V175H195V172L193 173V171ZM19 170H21V171H19ZM31 170H33V172L31 171ZM36 170V171H35ZM42 170V171H41ZM44 170H45V173H44ZM57 170H59L58 172H57ZM81 170V171H80ZM178 170V171H177ZM190 170H192V171H190ZM216 170V171H215ZM218 170H220V171H218ZM262 170V171H261ZM17 171H19V174H18V172ZM107 171H109V173H110V171H111V173L109 174ZM144 171V172H143ZM223 171V172H222ZM30 172H32V173H30ZM37 172V173H36ZM83 172V173H82ZM190 172H191V174H190ZM208 172H209V170H208ZM212 172H213V174H212ZM216 174H215V173ZM247 172L248 173H250L249 175L253 178V174H255L254 176H256L257 175V178L260 176L261 177V179L260 180H258V181H256V183H255V185L254 186H250L249 188H245L244 187V185L243 184H241V181H242V179L244 178V176H245V174H246V176L245 177H249L250 178V176H248L247 175ZM255 172V173H254ZM5 173H7V174H5ZM42 173V174H41ZM57 175H56V174ZM73 173V174H72ZM77 173V174H76ZM85 173H87V174H85ZM113 173H114V175H113ZM139 173V174H138ZM251 173H252V175H251ZM16 176H15V175ZM33 174H35V175H33ZM41 174V175H40ZM44 174H45V176H46V179H45V176H44ZM47 174H48V176H47ZM49 174H51V175H49ZM55 174V175H54ZM67 174V175H66ZM144 176H143V175ZM171 176H170V175ZM205 174V175H204ZM225 174V175H224ZM227 174V175H226ZM8 175V176H7ZM52 175H54V176H52ZM58 175H59V177H58ZM66 175V176H65ZM83 175V176H82ZM112 176V178H111V176ZM131 175V176H130ZM141 175L144 177V179H146V180H148V181H146V182H144L143 183V178H141ZM168 175V176H167ZM195 175V176H194ZM210 175V176H209ZM244 175V176H243ZM40 176H41V178H40ZM44 176V177H43ZM50 176H52V177H50ZM114 176V177H113ZM165 177V181L163 180L164 179V177ZM224 176V177H223ZM16 177L18 178V179H16ZM39 177V178H38ZM57 177H58V180H54V178H56L57 179ZM83 177V178H82ZM124 176L122 177V178H125ZM170 177V178H169ZM174 177L176 178V179H174ZM191 177H193V178H191ZM20 178V179H19ZM37 178H38V180H37ZM43 178V179H42ZM50 179V181H49V179ZM76 178H78V179H76ZM102 178H104L105 180H103ZM122 178H120V179H122ZM153 178V179H152ZM223 178H224V180H223ZM240 178H242V179H240ZM39 179L42 181H39ZM52 179H53V181H52ZM79 179H80V181H82L81 183H80V181H79ZM93 179H94V181H93ZM103 180V182H101V180ZM138 179H141V180H138ZM152 179V180H151ZM167 179V180H166ZM173 179H174V181H173ZM178 179H180V180H178ZM220 179H221V181H220ZM229 179V180H228ZM233 179H235V178H233ZM21 180V181H20ZM36 180V181H35ZM45 180V181H44ZM67 180V181H66ZM77 180V181H76ZM85 180V181H84ZM99 180V181H98ZM170 180H172V182H170ZM187 180H189V181H187ZM240 180V181H239ZM48 181L49 182H51V183H48ZM60 181V182H59ZM75 181V182H74ZM91 181H93L94 183H96L97 181V185H95L94 187H93V189H92V187L91 188H89L88 187V185L90 184V183H93V182H91ZM123 181V180H122ZM126 181H128V182H126ZM142 181V182H141ZM178 181H180V182H183V185H187L188 187H190V188H188V189H186L185 187L186 186H183V187H181V189H177V190H174V187H175V185L174 184H176V182H178ZM184 181H186L185 183H184ZM229 181V182H228ZM261 181H262V184H261ZM19 182V183H18ZM35 182V183H34ZM40 182V183H39ZM57 182H59L60 184L61 183H63V185H64V187L63 186H61L60 184H57V187L55 186V184L57 183ZM114 182H115V184H114ZM140 182V183H139ZM202 182H206L205 183V185L204 186H199ZM260 183V184H258V183ZM13 183H14V186H13ZM17 183H18V185H17ZM38 185H37V184ZM44 183V184H43ZM53 183V184H52ZM75 183V184H74ZM87 183H89V184H87ZM99 183V184H98ZM162 183V184H161ZM34 184H36V185H34ZM43 184V187L41 186ZM47 185V187L46 188H48L47 190H46V192L43 190V188H45L44 187V185ZM51 184V185H50ZM72 184V185H71ZM86 184V185H85ZM139 184H140V187H139ZM155 184V185H154ZM161 184V185H160ZM172 184V185H171ZM228 184V185H227ZM257 184V185H256ZM11 185H12V187H11ZM19 187V186H21L20 188H18L17 186ZM48 185H50L49 187H48ZM59 185V186H58ZM98 185H99V187H98ZM144 185H145V187H144ZM147 185V186H146ZM149 185V186H148ZM150 185H152L151 187H150ZM156 185H158L159 186V188H157L158 186H156ZM166 185V186H165ZM262 187H260V186ZM263 185V186H262ZM8 186V187H7ZM42 187V189H39L38 187ZM156 186V187H155ZM233 186V187H232ZM15 187L16 188H18L19 190V192L20 193H22V191L26 194H20V193H18L17 191V193L15 192V191H13L14 189H15ZM54 187H56V189L54 188ZM63 187V188H62ZM79 187V188H78ZM82 187V188H81ZM85 187V188H84ZM138 187V188H137ZM144 187V188H143ZM149 187V188H148ZM162 187V188H161ZM231 187V188H230ZM259 187H260V189H259ZM5 188H7V189H5ZM38 188V190H36ZM61 189V191H60V189ZM77 188V189H76ZM89 188V189H88ZM105 190H104V189ZM143 188V189H142ZM147 188V189H146ZM173 188V189H172ZM215 188V193H214V191H212L213 189ZM63 189V190H62ZM74 189H75V191H74ZM87 189V190H86ZM106 189H111V190H107L106 191ZM121 188H118L117 189V193L118 194H120V193H122V192H124L123 191V189H121ZM161 189V190H160ZM165 190V191H162V190ZM183 189V190H182ZM245 189H247V190H245ZM248 189H250V190H248ZM257 189H259V191L257 190ZM5 190V191H4ZM6 190H8V193H7V191ZM11 190V191H10ZM15 190H17V189H15ZM21 190V191H20ZM41 190V191H40ZM52 190V191H51ZM83 190L85 191V192H83ZM149 190V191H148ZM172 190V191H171ZM38 191V192H37ZM42 192L44 195H48V197L46 198L44 195H42V193H40V192ZM55 191H56V193H55ZM62 191H63V193L65 194V196H64V194L62 193ZM69 191V192H68ZM77 191V192H76ZM111 191V192H110ZM126 191V190H125ZM178 191V192H177ZM208 191H210V192H208ZM258 191V192H257ZM30 193V194H27V193ZM45 192V193H44ZM47 192H49V193H47ZM52 192V193H51ZM59 192V193H58ZM71 192V193H70ZM143 192V193H142ZM147 192V193H146ZM164 192V193H163ZM253 192H254V194H253ZM256 192V193H255ZM12 193H14L13 194V196H12ZM39 193V195H37V196H39V197H41L42 198V200H41V198H38L37 196H36V194H38ZM71 195H70V194ZM161 193H163V196L161 195ZM207 193V194H206ZM18 194V195H17ZM35 196L34 197V199L33 198H31V197H33V195ZM41 194V195H40ZM49 194H51V196L49 195ZM54 194H55V196H56V198H53V200H52V202H51V199H52V197H54ZM59 194V195H58ZM102 196V199L100 198V195ZM135 196H134V195ZM198 194H200V196H198ZM205 194H206V196H205ZM251 194V195H250ZM9 195H11V196H9ZM21 195H23V197H22V200H21ZM160 195V196H159ZM179 195H180V197H179ZM186 195V196H185ZM220 197H219V196ZM227 195V196H226ZM238 195V196H237ZM18 196V197H17ZM20 196V197H19ZM104 196V197H103ZM115 196V197H114ZM133 196V197H132ZM157 196V197H156ZM191 196H193L192 198H191ZM217 196H218V198H217ZM229 196V197H228ZM233 197V198H236V199H238L237 197H241V199H240V201H239V199L238 200H236V199H233V198H231V197ZM14 197V198H13ZM16 197V198H15ZM45 197V198H44ZM64 199H63V198ZM106 197V198H105ZM132 197V198H131ZM156 199H155V198ZM175 197V198H174ZM227 197V198H226ZM25 198L27 199V201H30V202H27V204L26 203H24L25 202ZM30 198H31V200H30ZM37 198V199H36ZM62 198V199H61ZM97 198V199H96ZM112 198L114 199V200H112ZM153 198V199H152ZM163 200H162V199ZM215 198L217 199V200H215ZM223 198V199H222ZM225 198V199H224ZM228 198H230V201H228ZM15 199V200H14ZM18 201H17V200ZM36 199V200H35ZM47 199H49L50 200V202H49V200H47V202L45 203V201ZM57 201H56V200ZM108 199V200H107ZM111 199V200H110ZM165 199H167V200H165ZM168 199H169V201H168ZM219 199V200H218ZM33 200H35L34 202H33ZM41 200V201H40ZM62 200V201H61ZM65 200V202H63ZM103 200H107L108 202H109V205H108V203H106V205H105V202L103 201ZM111 202H110V201ZM117 200V201H116ZM131 200V201H130ZM133 200H134V202H133ZM137 202H136V201ZM162 200V201H161ZM181 200V201H180ZM226 200V201H225ZM33 203H35V204H33ZM43 201V202H42ZM55 201V202H54ZM117 203H116V202ZM119 201V202H118ZM124 201V202H123ZM147 201V202H146ZM157 201V202H156ZM165 201H166V203H165ZM214 201V202H213ZM219 201H220V203H219ZM223 201H224V204H225V210L223 211V213H221L222 211H220V213H219V211H218V213L215 211V210H212L211 209V207L213 208V205L214 204H216V202L217 203H219L220 205H224L223 204ZM228 201V202H227ZM232 201V202H231ZM13 202H15L14 204H13ZM38 202V203H37ZM43 204H42V203ZM67 202V203H66ZM92 202V203H91ZM132 202V203H131ZM143 202H145L144 204H143ZM222 202V203H221ZM227 202V203H226ZM230 202V203H229ZM234 202V203H235ZM264 202V201H263ZM6 203H7V205H6ZM8 203H9V205H8ZM22 203H24V204H22ZM53 204V206L54 207H52V204ZM58 203H60L59 205H58ZM104 203V204H103ZM114 203V204H113ZM122 203V204H121ZM139 203H141V204H139ZM148 203V204H147ZM212 203H214V204H212ZM229 203V206L227 205L226 206V204H228ZM10 204H12V205H10ZM16 204V205H15ZM22 204V208L21 209H24V210H20V205ZM46 204V205H45ZM49 204V205H48ZM87 204V205H86ZM123 204H125L126 206H127V208H129L128 206H129V204H131V205H133V206H130V210L129 209H127L126 207H123V206H125V205H123ZM14 205V206H13ZM28 205V206H27ZM47 205H48V207H47ZM56 205V206H55ZM57 205L59 206V209H58V207H57ZM121 205V206H120ZM140 205V206H139ZM184 205V208L182 207ZM231 205V206H230ZM8 206V207H7ZM19 206V207H18ZM26 206H27V209H30L29 210V212H28V210L26 209ZM61 206V207H60ZM69 206V207H68ZM85 206V207H84ZM137 206V208H138V211H137V209L135 208V207ZM157 206V207H156ZM160 206H162L161 208H160ZM178 206V207H177ZM187 206H189V209L187 210V209H185V208H187ZM14 207H17V208H19V209H17V208H15V209H17V210H15L14 209ZM25 207V208H24ZM45 207H47V208H45ZM65 207L67 208V210L68 211H70V212H68L66 209H65ZM131 207H132V209H131ZM150 207V208H149ZM201 207V208H200ZM228 207H230L229 209H228ZM45 208V209H44ZM49 208H50V210H49ZM62 208H63V210H62ZM69 208V209H68ZM152 208V209H151ZM166 208V209H165ZM12 209H13V212H11L12 211ZM27 211H26V210ZM32 209H34V210H32ZM52 209H54L53 211H52ZM58 209V210H57ZM73 209V210H72ZM78 209H81V210H78ZM125 209V210H124ZM127 209V210H126ZM135 209V210H134ZM163 209L164 210H167V211H165V212H163ZM176 209H178V210H176ZM228 209V210H227ZM232 209H233V212H234V214H233V212H232ZM15 210V211H14ZM45 210H46V212L47 213H44L45 212ZM71 210L73 211V212H71ZM131 210H133V212L131 211ZM158 210V211H157ZM169 210V211H168ZM170 210L173 212H171L172 214L171 215H173V217L171 216H169L168 214H170ZM176 210V211H175ZM186 210V211H185ZM227 210V211H226ZM44 211V212H43ZM75 211H79L80 212V214H78V216H79V220L77 219L76 220V218L73 216V214H75ZM129 213V214H131V215H127V212ZM188 211V212H187ZM230 211V213H231V216H230V214L228 213ZM5 212V213H4ZM7 212V213H6ZM15 212V213H14ZM26 212V213H25ZM32 212V213H31ZM122 212V213H121ZM131 212V213H130ZM138 212V213H137ZM167 212V213H166ZM177 212H178V214H177ZM224 212H227L228 214H224ZM33 214L32 216L30 215V214ZM45 215H44V214ZM48 213H51L49 216H48ZM57 213V214H56ZM156 213H160V214H157V216H156ZM42 214V215H41ZM53 214V215H52ZM96 214V215H95ZM99 214V215H98ZM106 215V217H105V215ZM155 214V215H154ZM165 214V215H164ZM167 214V215H166ZM39 215H41V216H39ZM66 216V219H65V216ZM163 215H164V217L166 218V219H162L163 218ZM225 215V216H224ZM16 216V217H15ZM18 216V217H17ZM31 218H30V217ZM44 217V219H43V217ZM68 216V217H67ZM81 216H83L82 218L84 219V218H86V220L84 219H82V221H81ZM99 216V218H95V217H98ZM112 216V217H111ZM120 216H121V218H120ZM147 216V217H146ZM149 216H151L149 219H148V217ZM155 218H154V217ZM170 218H169V217ZM174 216H176V218L174 217ZM222 216H224V217H222ZM230 216V217H229ZM22 217H24V218H22ZM29 217V218H28ZM34 217V218H33ZM39 217H41V218H39ZM49 218V220H47L48 218ZM71 217V219H69ZM89 217V218H88ZM107 218L106 220H107V223H108V218H110V219H113V217H114V220H119L120 221V219H121V223L120 222H117V221H114L113 223H112V225L110 224V226H107V227H109V228H106V227H104V228H102V226H106V221H105V218ZM143 217L144 218H146V220L144 221V219H143ZM3 218V219H2ZM17 218H19V220L21 219V220H23V221H17L18 219ZM35 219V221L33 220V219ZM59 218V219H58ZM61 218V219H60ZM67 218L70 220H67ZM74 218V219H73ZM92 218H95V219H97V221H95V220H93ZM104 218V219H103ZM160 218L162 219V220H160ZM167 218L169 219V220H167ZM174 219V220H172V219ZM222 220H221V219ZM235 218V219H234ZM239 218V219H238ZM241 218V219H240ZM40 219V220H39ZM54 219H55V221H54ZM59 220V223L61 224L62 222L61 221H63V220H65V222L64 223H66V224H68V225H65V228H66V234H69V233H71V234H69V235H67L66 236V234L64 235V230H65V228L63 227V231L61 230L62 229V226H64V223L62 224V225H57V224H59V223H57L58 222V220ZM63 219V220H62ZM103 219L104 221L102 222L101 220ZM151 219H152V222H151ZM153 219H154V221H153ZM156 219V220H155ZM171 219V220H170ZM200 219H202V220H200ZM237 219H238V221L239 222H237ZM251 219V220H250ZM32 220V221H31ZM37 220V221H36ZM42 220L44 221V220H46L45 222H42ZM54 222H53V221ZM56 220H57V222H56ZM74 220V221H73ZM87 220L90 222H88L87 224L89 225L90 224V226H92V227H90V226H87V228H86V230H85V232H87V233H82V231H83V226L84 225H86L85 224V221L87 222ZM93 220V221H92ZM158 220H160L159 221V223H158ZM167 220V221H166ZM15 221V222H14ZM17 221V222H16ZM49 221V222H48ZM50 221H52L51 223H50ZM67 221V222H66ZM69 221V222H68ZM71 221H72V223H71ZM102 222L101 224H100V222ZM148 221H150V222H148ZM156 221V222H155ZM171 221V222H170ZM218 221V222H217ZM219 221H220V223L222 224H220V226H219ZM233 221H235V222H233ZM250 221H252L251 223H250ZM19 222V223H18ZM30 222H32V224H34L35 225V228L33 227L34 225H32ZM43 224H42V223ZM97 222V223H96ZM106 224H105V223ZM147 222V223H146ZM162 222H164V223H162ZM26 223V224H25ZM29 223V224H28ZM48 223H50V224H48ZM53 223H54V225H53ZM72 225H71V224ZM94 223V225H92ZM167 223V224H166ZM214 223V224H213ZM216 223H217V225H216ZM239 223V225H237ZM243 223V224H242ZM1 224H3V225H1ZM7 224V225H6ZM25 224V225H24ZM28 224V225H27ZM31 224V225H30ZM40 224H42V226L43 225H45L44 227H42ZM102 224H104V225H102ZM108 224V225H109ZM145 226V227H143V225ZM154 224V225H153ZM249 224V225H248ZM22 225V226H21ZM27 225V226H26ZM96 225H98L100 228H101V230L99 229V227L98 226H96ZM157 225V226H156ZM166 225H168V226H166ZM169 225H171V226H169ZM215 225V226H214ZM233 225V226H232ZM244 225V226H243ZM41 226V227H40ZM51 227V228H47V227ZM54 226V227H53ZM60 226H61V229H60ZM68 226V227H67ZM93 226L95 227L94 229H93ZM164 226H165V228H166V230H165V228H164ZM177 226V227H176ZM247 227V228H244L243 229V227ZM13 227V228H12ZM31 227V228H30ZM36 227H38V228H36ZM73 227V228H72ZM75 227V228H74ZM89 227V228H88ZM98 227V228H97ZM161 227V228H160ZM219 227V228H218ZM250 227V228H249ZM12 228V229H11ZM43 228V229H42ZM53 228V229H52ZM67 228H68V230H67ZM77 228V229H76ZM80 228V229H79ZM81 228H82V230H81ZM120 230H122L121 232H120V234H117L119 231V229ZM151 228V229H150ZM153 228V229H152ZM158 228V229H157ZM239 228H240V230H239ZM242 228V229H241ZM253 228L255 229V230H253ZM34 229H36V230H34ZM48 229H50V230H48ZM96 229V230H95ZM105 229H107L106 231H103V230H105ZM163 229V230H162ZM248 229V231L247 232H245L246 230ZM27 230L29 231V232H27ZM32 230L34 231V233L35 234H33V236H32V234L31 233H33L32 232ZM43 232H42V231ZM46 230V231H45ZM62 231V232H64V233H62V236H64V237H62V236H60V233L61 232H58V231ZM74 230V231H73ZM76 230L81 234H83V235H80L79 233H77L76 232ZM80 230H81V232H80ZM90 230L92 231H94V233H95V235H93L94 233L93 232H90ZM117 230V231H116ZM161 230H162V232H163V234H162V232H161ZM168 230V231H167ZM175 230V231H174ZM179 230V231H178ZM214 230L215 231H218L215 235H213L212 236V234H213V232H214ZM238 230V231H237ZM245 230V231H244ZM258 230V231H257ZM49 233H48V232ZM152 231V232H151ZM175 232L174 234L175 235H173V236H168V234L170 233V232ZM225 231V232H224ZM228 231V232H227ZM230 231H232V232H230ZM242 232L243 231V233L242 234H239L238 235V233H240V232ZM255 231V232H254ZM260 231V232H259ZM25 232V234L24 235H22V233H24ZM27 232V233H26ZM84 232V231H83ZM89 232L90 233H92V235L93 236H91V237H89ZM99 232H100V234H99ZM101 232H103V234H101ZM117 232V233H116ZM161 232V233H160ZM166 232V233H165ZM200 232V233H199ZM208 232V233H207ZM226 232H227V234H226ZM253 232V233H252ZM29 233H30V236H29ZM42 233H45V235L43 236V234ZM77 233V234H76ZM97 233V234H96ZM114 233V234H113ZM115 233L117 234V235H120V236H122L121 238L119 237V236H115ZM123 233V234H122ZM152 233V234H151ZM177 233H179V234H177ZM195 233V234H194ZM233 233L234 234H236L237 236H239L240 237V239L242 240V239H244L245 240V242L243 241L242 243L240 242L241 240L237 237L236 238V236L235 235H233ZM245 233H246V235H247V238H249V239H245L246 238V235H245ZM252 233V234H251ZM255 233V234H254ZM20 234H21V236L22 237H24V238H28V239H21L22 237L20 236ZM46 234H49L50 236H52V237H50V236H48V235H46ZM58 234V235H57ZM98 234H99V236H98ZM211 234V235H210ZM224 234V235H223ZM232 234V235H231ZM258 234V235H257ZM0 235H2L1 233H0ZM17 235H18V237H17ZM28 235V236H27ZM57 235V236H56ZM84 235H86V236H84ZM91 235V234H90ZM99 237H97V236ZM111 235V236H110ZM151 235V236H150ZM164 235V236H163ZM182 235V236H181ZM204 235H206L205 237H204ZM225 235H227L228 236V239H230V236L234 239H232L233 240V242H232V240L230 239V241L227 239V237L225 236ZM243 235V236H242ZM255 235V236H254ZM257 235V236H256ZM47 236V237H46ZM66 236V237H65ZM70 236H72V237H70ZM88 236V237H87ZM96 236V237H95ZM113 236H115V238L116 239H114L113 238ZM148 236V237H147ZM162 236V237H161ZM185 236V237H184ZM215 236V237H214ZM221 236H222V239H221ZM224 236V237H223ZM235 238H234V237ZM242 236V237H241ZM18 239H17V238ZM72 239V241H74V240H76V241H78V242H76L77 244H75L74 242H72L71 240H70V238ZM84 237H87V238H91L92 240H89L88 239V241H87V238H84ZM93 237H94V239H93ZM119 237V238H118ZM145 237V238H144ZM176 237H178V238H176ZM217 237H219V238H217ZM244 237V238H243ZM253 237V238H252ZM255 237V238H254ZM6 240H4V239ZM15 238H16V241H15ZM20 238V239H19ZM29 238H31V239H29ZM48 238V239H47ZM69 238V239H68ZM112 238V239H111ZM168 238V239H167ZM180 238V239H179ZM183 238V239H182ZM203 238H205V239H203ZM215 239V240H213V239ZM217 238V239H216ZM252 239V242H251V239ZM86 239V240H85ZM105 239V240H104ZM110 240V241H108V240ZM118 239V240H117ZM143 239H145V240H143ZM151 239V240H150ZM219 239H221V240H219ZM225 239H227L226 241H225ZM238 239V240H237ZM258 239V240H257ZM260 239H262L263 241L261 242V240ZM7 240H8V242H7ZM11 240V241H10ZM22 240H26V241H24V242H26V243H28V247H26L27 246V244L26 243H24V242H22ZM31 240H32V242H31ZM112 240V241H111ZM150 240V241H149ZM203 240V241H202ZM217 240H219V242H217ZM240 240V241H239ZM14 241V242H13ZM28 241V242H27ZM30 241V242H29ZM79 241H81V242H79ZM84 241H86V242H84ZM94 243H93V242ZM103 241V242H102ZM107 241V242H106ZM116 242L115 244H113L114 242ZM146 241V242H145ZM234 241H236V243L234 242ZM237 241H239L238 243H240V245L237 243ZM251 243H250V242ZM260 241V248L258 247V242ZM15 242H17L18 244L19 243H22L21 244V246L20 245H18V244H16ZM38 242V243H37ZM70 243V244H68L67 245V243ZM87 242H89L88 243V247L91 249L92 247L94 248L95 246H96V243L98 244V246H96L95 247V250L93 251L92 249H91V251L89 250V248H87V249H84V248H79L78 250H80V251H76L74 248L77 246H79V245H82V247L85 245V243L87 244ZM91 242V243H90ZM104 242H106V243H104ZM113 242V243H112ZM144 242H145V244H144ZM153 242H154V244H153ZM156 242V243H155ZM203 242H204V245H203ZM205 242L207 243V244H205ZM228 242H230V243H228ZM246 242H248V243H246ZM3 243H5L4 245H3ZM6 243L8 244V245H6ZM12 243V244H11ZM58 243V244H57ZM64 243V244H63ZM66 243V244H65ZM92 243H93V246H92ZM102 243H104V245H102ZM109 243H111V244H109ZM141 243H143V244H141ZM148 243V245H146ZM149 243H151L152 245H154V246H152L151 244V246L149 245ZM214 243H216L217 244V246H216V244H214ZM223 243V244H222ZM243 243L245 244V246L243 245ZM24 244V245H23ZM32 244H35V245H32ZM58 245V247L57 246H54L53 247V245ZM72 244V245H71ZM74 244V245H73ZM84 244V245H83ZM91 244V245H90ZM113 244V245H112ZM219 244H221V245H219ZM229 244V245H228ZM234 244H236V245H234ZM241 244H242V246H241ZM249 244V245H248ZM3 245V246H2ZM18 245V246H17ZM61 245H65V246H61ZM69 246V247H67V246ZM118 247V249H117V247ZM157 247H156V246ZM239 245V246H238ZM254 245H255V247H254ZM256 245H257V248H256ZM21 248H20V247ZM34 246V247H33ZM86 246V245H85ZM91 246V247H90ZM113 246V247H112ZM225 246V247H224ZM241 246V247H240ZM9 247V248H8ZM13 249H11V248ZM25 247V248H24ZM29 247L31 248L30 250H29ZM51 247H53L52 249H51ZM60 247H63V248H67V249H63V248H61V250L59 249ZM73 249H72V248ZM76 247V248H77ZM79 247H81V246H79ZM108 247V248H107ZM112 247V248H111ZM141 247V248H140ZM143 247V248H142ZM152 247V248H151ZM15 248V249H14ZM20 248V249H19ZM27 248V250H25ZM58 248V249H57ZM68 248H69V251L66 253L65 252V254H64V251H66V250H68ZM114 248V249H113ZM123 248V249H122ZM218 248V249H217ZM245 248V249H244ZM21 249H24V250H21ZM84 249V250H83ZM117 251H116V250ZM169 249H171V250H169ZM243 249V250H242ZM2 250H3V253H2ZM28 250H29V252H28ZM56 250H60L59 251V253L60 254H57V253H55V252H57ZM63 250V251H62ZM71 250H74L73 252L71 251ZM86 250V251H85ZM225 250H227V251H225ZM229 250V251H228ZM7 251V252H6ZM23 251H25V252H23ZM52 251H53V253H55V254H53L52 253ZM118 252V253H116V252ZM119 251L120 252H123L122 254L121 253H119ZM261 251V252H260ZM6 252V253H5ZM62 252V253H61ZM71 252V253H70ZM84 252H88L87 254H85V257L83 256V254H84ZM114 252L117 254V257H116V254H115V257H114ZM234 252H236V254L234 253ZM240 252V254H238ZM241 252H242V254H241ZM13 253V254H12ZM51 253H52V255H51ZM73 253V254H72ZM79 253V254H78ZM89 253H92V254H90V255H88ZM258 253V254H257ZM2 254V255H1ZM16 254V257L14 256H12V255H15ZM68 254V255H67ZM69 254H72V255H69ZM75 254H77V255H75ZM81 254V255H80ZM186 254V255H185ZM238 254V255H237ZM50 255V256H49ZM63 255H64V257H63ZM80 255V257H78ZM86 255H87V257H86ZM121 255L123 256V259L121 258V259H119V260H117L119 257H121ZM125 255H127V256H125ZM175 255V256H174ZM186 257H185V256ZM219 255H220V257H222V258H220L219 257ZM222 255V256H221ZM223 255H225L224 257H223ZM234 255V256H233ZM244 255V256H243ZM246 255H247V258H246ZM260 255V256H259ZM6 256V257H5ZM58 256V257H57ZM59 256H60V258H59ZM61 256H62V258H61ZM75 256H77V257H75ZM88 256H90L89 258H88ZM129 256V257H128ZM170 256V257H169ZM171 256H173V257H171ZM188 256H190V257H188ZM218 256V257H217ZM231 256V257H230ZM244 258L245 257V259H247V260H245V259H243L242 257ZM259 257V259L257 260V257ZM22 257V258H21ZM56 257V258H55ZM126 257V258H125ZM176 257H179V258H176ZM228 257V258H227ZM237 257H240L242 260L241 261H239L240 260V258L239 259H237ZM5 258V259H4ZM10 258H11V260H10ZM19 258V260H21V263H20V261L19 260H14V259H18ZM21 258V259H20ZM64 258V259H63ZM167 258V259H166ZM181 258V259H180ZM185 258V259H184ZM189 258H191L190 260H189V262H188V259ZM219 258L220 259H222V261H220L219 262ZM233 258H234V261H232L233 260ZM262 258H263V260H262ZM7 259V261L8 262H5V260ZM9 259V260H8ZM52 259V260H51ZM58 259V260H57ZM60 259V260H59ZM160 259V260H159ZM228 259L230 260V262H227L228 261ZM57 260V261H56ZM121 260V261H120ZM124 260H126V261H124ZM131 260H133V263H132V261ZM165 260V261H164ZM166 260H169V261H166ZM173 260H175V261H173ZM180 260V261H179ZM224 260V261H223ZM244 260L246 261V262H244ZM4 261V262H3ZM19 261V262H18ZM56 261V262H55ZM131 261V262H130ZM164 263H163V262ZM194 261V262H193ZM255 260H254V262H252L251 264H255V262H256ZM9 262V263H10ZM16 262H18V263H16ZM53 262H55V263H53ZM61 262V263H60ZM157 262V263H156ZM180 262V263H179ZM182 262V263H183ZM237 262H239V263H237ZM240 262H244V263H240ZM169 263V264H170ZM258 263H256V264H258ZM259 263V264H260ZM167 264V263H166ZM184 264V263H183Z\"/></svg>","mask_w":264,"mask_h":264},{"label":"bare ground","instance_id":"bare-ground-1","mask_svg":"<svg viewBox=\"0 0 264 264\" xmlns=\"http://www.w3.org/2000/svg\"><path fill=\"white\" fill-rule=\"evenodd\" d=\"M11 2H13V0H10ZM19 1V0H18ZM17 1V2H18ZM26 1V0H25ZM58 1V0H57ZM64 2V1H62V0H59V2ZM67 2V4H68V6L66 7V8H64V9H62V10H60L59 9V7H58V10L56 11V12H54V10L51 8V9H43L44 7V5L46 4L47 6H51L50 5V3L52 4V2L53 1H51V0H41L39 3H38V5H36L37 7H38V11H41V12H45V13H43L44 14V17H42L41 19H39V18H36L35 20H33V22L35 21V23L33 24V26L30 28V30H33L34 31V29H36V27H38L39 25L41 26V28H39V31H40V29H42V28H44V31H45V33L44 32H39V35H40V33L42 34V33H44L43 35H45V34H49V33H52V35L54 34V36H53V38L51 39L50 37H49V41L48 42H50V40H51V42L52 41H57V43H59L60 41H63V43H64V46L66 47L65 49H67V48H70L71 47V45H78V46H76V47H74V48H77V47H79L80 46V44H82V46H83V44H84V40H87V44H84V46L85 47H88V46H92V45H94V47H95V49H94V47L92 48V50L90 49V50H88V52L89 51H92V52H90L91 53V55L90 54H88V53H85V54H88V55H90V56H84L83 57V55L81 56V55H77L76 53H74L75 51H74V49H73V51H72V49H71V51H72V53L70 52L69 53V57H68V61H66L65 59V63L64 64H59V65H57V66H55L54 64H53V62H50L51 64H52V69H53V71L55 70V71H59V72H57L58 74H59V76L63 79V83H61V84H59L58 86H60V87H58V86H56V84L57 83H55V85H52V84H48V85H46L47 86V88H46V90H44V92H43V95H41V97L42 96H44L43 98H44V100H46V102H48V103H51L52 105H53V107H54V109L55 108H58L59 110H61V112L63 111V114L62 115H64L66 112H68L67 114L69 115V113L71 112V111H73V110H75L74 108H80V110L79 111H81L82 109H81V106H85V107H87V108H85V111H86V109L87 110H89L90 111V113H88V111L86 112V116H83L82 115V117L80 116H77L76 114V116L74 115L73 116V114H72V117H71V115H69V118L67 119H65V117L63 118V120L61 121V124H63V126H67V125H71V127H75L76 126V131L75 132H77L76 134V136H78V135H81L82 137H85V135L86 134H93V135H95L96 134V132L98 131V133L95 135L96 137H95V139H94V141H92V142H95L94 144H96V146H95V149L96 150H94V151H96L95 152V154L97 155V156H94V157H97L96 159H94L90 164H88L87 166H86V164H85V166L83 165V163H82V165H83V167H81V170L83 171V170H87L86 169V167H90V166H92L95 162H98L99 164H100V166L102 165H104L105 167H106V169L107 170H109V169H112V167L113 168H115L114 170H113V172H115L116 174L115 175H117V177H115V180L114 181H116L117 182V184H115V182H114V184H115V187L113 188V191H112V194H114L116 197H119L121 200H124V198L123 197H121V196H124L123 194H125V193H127L128 192V187L129 186H124L126 183L124 182V179H126V175L128 174V173H130V172H133V171H141V170H144V171H147V172H145V174L148 176V177H146V178H149L148 180H150V178L151 177H154V178H159L160 177V175L162 174V173H160V175H158V173L154 170V169H152V167H154V168H156V166H158V167H161L162 165H166L167 166V164H169V165H171V164H173V161L171 162V159L173 158V157H171V155L172 154H170V156H168L166 153H164V151H168V146H170L171 144H167L168 142L166 141V140H164L163 138H161V137H163L162 135H161V133H163L162 131H165L164 133H166L165 134V136L167 135V132H166V130L170 133V132H176V130L175 129H177V127L179 128V126H176V125H170V123H168L169 125H167V127H165L163 124H162V122H159V118L156 120H151L150 119V117H148V114L149 113H151V111L154 109V106H158V104L157 105H154L155 104V100H157L156 99V97H157V95L155 94V93H153V89H152V93H150V92H146V93H144V98H142V99H144L145 101L147 100L146 98H148V101L150 100L149 98H155V99H153L154 101H149L150 103H148L147 101V103L148 104H146L144 107H143V105L141 106L140 105V101L139 100H141L140 98H141V96L138 98V96H136V93L135 94H132L133 93V91H138L139 89L140 90H142V91H146V90H143L144 88L146 89V88H148V86L146 85V79L144 80V81H141V79L142 78H140V75H139V73H140V71L139 70H136V69H134V68H131L130 69V66L129 65H127V56L129 55V53H130V51H131V49H130V51H129V48L132 46V41H130V38H127V36H129V34H127L128 32H130V33H132V32H135L136 33V31H137V26L139 25V22L141 21V23H143V27H145L147 30V33L145 34L144 33V35H146V37L144 38V39H146V40H148V41H150L149 43H146V41H145V44L143 45V49L144 50H146V51H148V53L151 51H149L148 49H150L151 48V44H152V47L155 45V44H153V42H160V44L162 45V46H160L159 48L157 47H155L156 49V53L157 52H161V53H163L166 57H165V59L163 60V61H166V60H168V61H166L168 64H172V62H174L175 61V63L178 65L180 62L182 63V64H184L185 66L186 65H189L188 63L190 62H194V63H192V65L194 64V67L193 68H196V67H200V69L201 68H203L204 69V71H202L199 75H198V79L200 80L201 79V81H209V79L210 80H214V81H207V86H205L204 85V82H203V84L199 81V80H197L199 83H201V85H203L201 88H200V86H199V89H197V87L198 86H196L195 84H196V82L194 83V85L196 86V90H195V86L194 85H192V86H194V88H192L193 89V92L191 91V96H190V94H183V93H188V92H186V89H185V92H181L183 95H188V99H187V102L188 101H190L189 102V104L191 103V100H192V102H193V100L194 99H196L197 98V96H195V95H201L202 96V94L203 95H205V90H207V94H208V91L210 92L212 89H215V91H216V89L217 90H222L223 91V95H225L226 93H229L230 94V96L231 97H229L228 99H226L227 101V104L229 103V104H234V105H232L233 107V110H235L234 112H238V114L237 115H241V114H244V115H246V116H248L247 118H248V120L246 121V119H245V123L244 122H242V116H236V117H230L229 115H227V114H229L228 112H226L225 110H226V108L224 107V106H222L223 104V102L224 101H222V103H221V99H215L214 100V103L211 101L212 100V98L211 97H209V100L206 102V103H204V105H200L199 103L201 102L202 103V101H201V99H200V101H199V99H198V101L199 102H197L198 103V107L199 106H201L200 107V109L203 111L204 110V112H206L205 110H209L210 112H212V115H210V117H213L214 116V118H208L209 120H211L212 122L214 121L215 122V124L218 126V128H220L221 129V131H220V135L218 136V137H214V136H212L211 135V137H213L214 138V145H213V147H210V149H209V154H207V156L209 157V155H211V157L213 158V160L214 159H218V160H220L221 161V159H224V161H225V163L223 162V167H221L220 165V167H221V169H225L224 171L225 172H227L228 173V175L227 176H223L225 179H227V177L229 176V175H231L232 176V179L230 180V182L231 183H233L234 185H235V183H236V181L238 180V179H236V178H239V176L240 177H242L241 175L242 174H244V172L246 171V169L244 168V167H242V163H241V166L240 165H238L239 163H237V165L238 166H236V165H234L233 164V160L234 159H236L237 160V158H242L241 160H242V162L244 161L243 159L245 158V159H249V158H251V160L252 161H254V163H258V161H260V159L262 158L260 155H262V154H264V151H262V152H260L259 151V153H255V151H253L252 152V150H250L251 149V147H249V144L248 143H250L251 145L253 144V143H259V140L262 142V144H264V139H262L261 138V136H257V137H252L251 138V136H250V140H248V142L245 144V145H237L238 147H235L236 145H234L233 146V148L231 147V149H230V151H229V149H228V151H227V148H226V146L228 147L229 145H227L226 143H225V145H224V138H223V135L224 134H230L229 136H231V134L233 135V134H236V136L237 137H240V136H244L243 137V141H245L244 140V138H246V136L248 135V133L250 132V134L249 135H251V131H252V129L254 130L255 128H257L258 126L256 125V124H261V120H263V119H261V117H262V115L264 114V101L262 102V103H260V101H259V99H264V78L262 77V75L263 74H260V73H255V75H253L252 76V78H254V80L252 81V80H250L251 81V83H249L248 82V84H247V80L249 79L248 77H247V74L249 75V73L251 74L252 73V71L256 68V67H259V68H261V69H263L264 70V54H262L261 52H260V48H262V49H264V0H143V2L141 3V1L140 2H138L139 0H137V2L136 3H140L141 4V7H140V5H139V7L138 8H136L135 6H133V3L136 1V0H126V1H120V3H119V9H117L116 8V10H117V12L118 11H120V12H122L121 11V9H123V11H125L126 13H128L129 15L127 16L128 17V20H129V22H131V23H129V25L128 26H123V28H124V30H122L121 28H119L118 29V31H114L113 29H115V27L116 26H118V25H114V28L113 29H111L112 31H114V36H112V38L117 42V43H119L120 42V44L121 43H124V45L125 44H127V45H125V46H119L120 48H121V50L120 51H122L123 53H122V55H123V60H122V62L120 61V58L118 59V61H119V63H120V66H117L118 64H113V63H115V62H111V61H105V63H103V64H101V65H99V64H97L96 63V61L95 62H93V59H92V57H93V55H95V53L97 52H99V51H102V50H105L106 51V49L105 48H107L106 46L105 47H102V46H104V45H100L102 42H101V39L103 38L104 39V37H98V38H101V39H96V35H95V33H97V31L96 32H94V30L93 31H91L90 32V27L88 26V23H90V22H88V18L90 17H88L87 19H86V17L85 16H83V17H85V22H83L82 23V25L81 24H77L76 22H69V16H70V13L72 12H75L76 14H75V16L74 17H76V15H77V17H79V19L82 17V15H84L83 13H86V11H85V9L83 10L82 8H80V9H78L81 5H86L85 6V8L87 9V11H91V10H93L94 11V9H98L99 7L98 6H100V4H101V2L103 3V1H106V0H94V1H92V0H66ZM7 2V1H6ZM6 2H4L3 4H5ZM21 3H22V0L20 1ZM19 2V3H20ZM95 2H97V3H95ZM116 2V1H115ZM146 2V3H145ZM15 4L16 5V7L14 6V8H12V11L13 10H15V9H19L21 6H20V4ZM23 3H24V1H23ZM117 3H118V0H117ZM117 3L116 4H112V5H117ZM1 4H2V2H1ZM25 4H27V5H29L28 3H25ZM154 4H157L160 8L159 9H161L160 11H155L156 9H154L153 8V6H155ZM58 5V4H57ZM111 5V6H112ZM157 5H156V7H157ZM241 5H242V7H241ZM104 6H106V5H104ZM103 6V7H104ZM33 7H35V6H33ZM36 7V8H37ZM53 7V6H52ZM82 7V6H81ZM84 7V6H83ZM107 7V6H106ZM105 7V8H106ZM118 7V6H117ZM28 8V7H27ZM102 8V7H101ZM109 8V7H108ZM108 8H106V9H108ZM141 8V9H140ZM24 9H26V7H24ZM29 9H30V7H29ZM34 9V8H33ZM104 9V8H103ZM103 9H102V11H101V14L99 13V15H97V17L95 18L94 16V20L96 19H98V20H100V18H103V16H104V19H105V16L107 15H104V13H103ZM158 9V10H159ZM206 9V10H205ZM56 10V9H55ZM204 10H205V12H204ZM208 10V11H207ZM9 11V10H8ZM11 11V13H17V11H13L12 12ZM24 11V10H23ZM48 11V12H47ZM91 11V13H94L95 15H96V11ZM97 11H99V10H97ZM206 11H207V13H206ZM25 12V14H27L26 12H28V14H30V12H31V10H26V11H24ZM24 12H22L21 11V13H23L24 14ZM36 12V11H35ZM54 12V13H53ZM15 13V14H16ZM21 13H20V15H21ZM32 13V12H31ZM37 13V12H36ZM35 13V14H36ZM40 13V12H39ZM54 14V18H52V16L50 17L49 15L50 14ZM87 13H89V12H87ZM116 13V12H115ZM125 13V15H127ZM6 14H8L7 12H6ZM21 15V17H20V15H19V19H17V18H10V17H8V16H5L4 14H0V21H1V24H0V29H1V31H0V35L1 34H5V38H7L8 37V39L10 38V37H12V34H13V36H14V34L15 33H13V31L15 32V28H17V31H18V27H20V26H18V27H16L17 26V24H19L20 23V21H23L24 20V18H25V16L26 15ZM28 14H27V16H28ZM34 14V13H33ZM43 14H42V16H43ZM74 14V13H73ZM90 14V13H89ZM112 14V13H111ZM120 14V13H119ZM38 15V14H37ZM86 15H88V14H86ZM92 15V14H91ZM117 15V14H116ZM179 15H182V17H181V19H179V21H176L177 19H175L176 17H178ZM5 16V17H4ZM123 16V15H122ZM12 17H13V14H12ZM35 17H37V16H35ZM34 17V18H35ZM56 17L57 18H60L61 20H58V21H56ZM63 17H65V18H67V20H65V19H62ZM74 17H73V20H74ZM82 17V18H83ZM126 17V16H125ZM126 17V18H127ZM49 18H51V21L49 20ZM90 18H92V17H90ZM112 18V17H111ZM110 18V19H111ZM93 19V18H92ZM92 19H90L91 20V22H92ZM119 19V17L116 19V20H118ZM122 19V18H121ZM15 20V21H14ZM32 20V19H31ZM70 20H72V19H70ZM78 20V19H77ZM84 20V19H83ZM93 20V21H94ZM103 19H101L99 22L100 23H102V22H104V23H106L107 21H102ZM127 20V21H128ZM194 20V21H193ZM24 21H26V20H24ZM110 21H115L114 20V18H113V20H110ZM119 21V20H118ZM126 21V20H125ZM143 21V22H142ZM115 22H117V21H115ZM175 22V23H174ZM22 23V22H21ZM32 23V22H31ZM79 23H80V21H79ZM95 23V22H94ZM108 23V22H107ZM118 23V22H117ZM140 23V24H141ZM48 24H52V25H50L49 26V29H47V27L46 26H48ZM90 24H92V23H90ZM89 24V25H90ZM111 24H112V22H111ZM20 25V24H19ZM31 25V24H30ZM101 25V24H100ZM102 25H104L103 23H102ZM25 26V25H24ZM29 26V25H28ZM93 26H95V25H93ZM92 26V27H93ZM98 26V25H97ZM106 26V28H107V24L105 25ZM108 26H112V25H108ZM122 26V25H121ZM93 28H95V27H93ZM111 28V27H110ZM117 28V27H116ZM138 28H140V26L138 27ZM15 29V30H14ZM22 28H20V30H21ZM67 29H70V32L72 31V32H78V34H79V32H84L86 29H87V31H88V29H89V31H88V33H86V32H84L85 34H83V35H79V37H74V36H72V35H69V33H68V35H69V37H67L66 38V36H68V35H65V31L67 30ZM92 29V28H91ZM19 30V31H20ZM23 30V29H22ZM25 30V29H24ZM23 30V31H24ZM23 31H20V32H23ZM35 31H37V30H35ZM43 31V30H42ZM108 31V30H107ZM111 31V32H112ZM138 31H140V30H138ZM100 32V31H99ZM103 32H104V30H103ZM143 32V31H142ZM145 32V31H144ZM24 33V32H23ZM34 33V32H33ZM37 33V32H36ZM36 33H34V34H36ZM106 33V32H105ZM108 33V32H107ZM110 33V32H109ZM116 33V34H115ZM134 33V34H135ZM29 34V33H28ZM38 34V33H37ZM77 34V35H78ZM133 33H132V35H134ZM141 35H142V33H140ZM38 35V36H39ZM51 35V36H52ZM100 35V34H99ZM110 35V34H109ZM131 35V36H132ZM3 36V35H2ZM21 38H20V37ZM30 36V35H29ZM37 36V37H38ZM42 36V35H41ZM50 36V35H49ZM105 36H108V35H105ZM140 36V35H139ZM139 36H136V37H139ZM20 38L21 40H23L24 41V39L25 40H27V38H29V37H27V36H24L22 33H18V34H15V36L14 37H12L13 38V40H16L17 38ZM27 37V38H26ZM36 37V38H37ZM40 37V36H39ZM133 37V36H132ZM131 37V39H133ZM174 37H176V40L177 41H181V40H183V42H187V40H188V42H190L189 44L188 43H184V45L182 44V46L179 48V47H176V50H175V48H174V46L173 45H171V39L172 38H174ZM201 37H203L202 39H200ZM210 38V40H214L213 42L215 43V44H217V45H215V44H213V46L215 45V46H218V48L216 47V48H214L213 49V47H209V46H207L209 43H211V41H209L208 39L205 41L204 39L205 38ZM5 38H4V40H5ZM42 38V37H41ZM110 38V37H109ZM112 38H110V40L112 39ZM139 38H141V37H139ZM200 40H199V39ZM11 39V38H10ZM20 39H18L19 41H20ZM43 39V38H42ZM136 39L137 38H135V40L134 41H136ZM106 40V39H105ZM185 40V41H184ZM196 40H198V41H196ZM206 42L205 44H203V42L204 41ZM35 41V36H33V37H31L30 39H29V41L28 42H25V44H21V46L19 47L20 48V50H19V54L17 53V54H15V57L17 58V57H19L20 55H24L23 57H25V60H24V63H28V64H23V62H22V65L19 67V69L21 70V68H22V70L21 71H19V74H21V73H23L22 75H25V73H27V72H30L31 71V66L33 65L34 66V64L36 63L35 62V59H33V60H31L30 58H29V51H31L33 48H34V46H35V44L34 45H32L33 44V42ZM91 41V42H90ZM104 41V40H103ZM111 41H113V40H111ZM115 41H113V42H115ZM153 41V42H152ZM179 41V42H180ZM209 41V43H207ZM8 42V41H7ZM13 41H11V45L13 44L12 43ZM37 41H35L34 43H36ZM90 42V43H89ZM101 42V43H100ZM152 42V43H151ZM3 43V42H2ZM1 43V44H2ZM6 43V42H5ZM4 43V44H5ZM19 43H22V42H19ZM24 43V42H23ZM39 43V42H38ZM54 43H56V42H54ZM88 43H89V45H88ZM8 44H9V42H8ZM46 44V43H45ZM47 44H49V43H47ZM45 45V46H48V45ZM62 43L60 42V45H61ZM107 44V43H106ZM120 44H118V45H120ZM133 44H135V43H133ZM171 46H170V45ZM176 44V43H175ZM207 44V45H206ZM17 42H16V45H15V47L17 48ZM37 45V44H36ZM40 45H43L42 43H40ZM52 45V44H51ZM50 45V47H52ZM54 45V44H53ZM60 45H58V46H60ZM123 45V44H122ZM139 45V44H138ZM44 46V45H43ZM43 46H42V48H43ZM81 46V47H82ZM83 46V47H84ZM110 46V45H109ZM135 46H137V45H135ZM214 46V47H215ZM15 47H13V46H11V48H15ZM40 48H41V46H39ZM49 47V46H48ZM50 47L49 48H46V47H44L43 48V50H44V55H45V52H49V55L52 53V51L50 50ZM82 47V48H83ZM111 47V46H110ZM123 47H125V48H123ZM129 47V48H128ZM222 48V49H220V48ZM31 50H30V49ZM42 48H41V50H42ZM123 48V49H122ZM132 48H133V46H132ZM135 48V47H134ZM141 48V49H142ZM170 48V49H169ZM36 49H37V47H36ZM55 49H57V48H55ZM63 50L65 53H67V51H68V49L67 50ZM78 49V48H77ZM80 49V48H79ZM85 49V48H84ZM88 49V48H87ZM94 49V50H93ZM116 49V48H115ZM142 49V50H143ZM152 49V48H151ZM157 49H158V51H157ZM1 50H2V48H1ZM17 50V49H16ZM62 50V49H61ZM258 51V57H257V59H256V62L255 61H251V60H249L248 58H247V56H248V53L249 52H252V51ZM4 51V50H3ZM34 51V54L36 55V52H35V49L33 50ZM54 51H56V50H54ZM53 51V52H54ZM108 51V50H107ZM18 52V51H17ZM62 52V51H61ZM59 53V51L57 52V53H59V54H61L62 55V53ZM110 52H114V51H111L110 50ZM118 53H120L119 51H117ZM117 52H116V54H117ZM145 52V51H144ZM152 53H153V51H151ZM151 52L149 53V54H151ZM2 53V52H1ZM4 53H8V52H4ZM3 53V54H4ZM37 53H38V51H37ZM56 53V54H57ZM107 53H109V52H107ZM146 53V52H145ZM147 53V55H149ZM3 54H0L1 56L3 55ZM6 54L5 55H3V56H6ZM33 54V55H34ZM42 54V53H41ZM48 54V53H47ZM84 54V53H83ZM105 54V53H104ZM131 54H132V52H131ZM142 54L143 53H140V57H142ZM154 54V53H153ZM43 55V56H44ZM48 55V56H49ZM61 55H59V56H61ZM64 55V54H63ZM65 55H67V54H65ZM65 55H64V57H65ZM112 55V54H111ZM139 55V54H138ZM158 55V54H157ZM174 55L177 57V59L178 60H180V62L179 61H177L176 62V60H173V59H175V57H174ZM0 56V57H1ZM31 56V55H30ZM53 56V55H52ZM105 56V55H104ZM107 56H108V54H107ZM106 56V57H107ZM137 56V55H136ZM153 56V55H152ZM14 57V58H15ZM36 57H37V55H36ZM116 57V56H115ZM129 57V56H128ZM145 57L146 58H144V57H142V58H144V62H145V64H143L142 63V65L140 66V67H144V65H146L147 67H149V65L150 64H153L154 62H152L153 60H151V59H154L153 57L151 58V57H147L146 55H145ZM174 57V58H173ZM43 58L45 59V58H47V57H41V59H42V61L41 62H43ZM53 58V60H55V56H53L52 57ZM66 58V57H65ZM95 58H96V55H95ZM104 59H105V57H103ZM108 58V57H107ZM112 58V57H111ZM122 58V57H121ZM139 58V57H138ZM2 59H4V58H2ZM37 59H38V57H37ZM49 59V58H48ZM60 59H61V57H60ZM102 59V58H101ZM131 59V58H130ZM133 59V58H132ZM135 59V58H134ZM97 60V59H96ZM116 60V59H115ZM151 60V61H150ZM37 61V60H36ZM39 61H40V59H39ZM55 61H57L58 63H59V61L58 60H55ZM61 61V60H60ZM103 61V62H104ZM114 61V60H113ZM129 61V60H128ZM149 61L150 62H152V63H149ZM170 61V62H169ZM229 61H232V63L229 65V66H224L225 64H228V62ZM40 62V63H41ZM156 62V61H155ZM39 63V62H38ZM63 63V62H62ZM68 63H71V64H74V65H76V66H81V67H83V66H85L86 68H87V71H89L88 73H87V75L84 73L83 74V72L82 71H80L79 70V68H77V69H73V68H71V67H69V65H68ZM93 63H96L95 65L93 64ZM100 63V62H99ZM117 63V62H116ZM162 63V62H161ZM5 64V65H4ZM70 64V65H71ZM170 64V65H171ZM174 64V63H173ZM19 65V64H18ZM17 65V66H18ZM93 65V66H92ZM176 65V66H177ZM16 66V65H15ZM36 66V65H35ZM34 66V67H35ZM37 66H40V65H38L37 64ZM196 66V67H195ZM230 66H232V68H231V70L233 69L234 71H236V70H238L239 68L241 69L242 68V70H240V71H237V72H239V73H237L236 72V74H234V75H230V72H228L230 69ZM173 67V66H172ZM171 67V68H172ZM183 66L182 65H180V66H178V67H176V69H178V68H182ZM188 67V66H187ZM187 67H185V68H187ZM224 67V68H223ZM226 67V68H225ZM0 68H2V70H3V72H4V75H5V79L6 78H11L12 76H14V72L17 70V69H14V67H13V65L12 66H10L9 64H7L6 63V61H5V63L3 62V65H2V61H1V58H0ZM36 68V67H35ZM85 68V69H86ZM238 68V69H237ZM32 69H34V68H32ZM40 69V68H39ZM82 69H84V68H82ZM133 69V70H132ZM140 70H144V69H141V68H139ZM147 69V68H146ZM183 69H184V67H183ZM236 69V70H235ZM168 71H169V69H167ZM172 70V69H171ZM179 70H182V69H179ZM195 70H197V69H195ZM221 70V71H220ZM228 70V71H227ZM232 70V71H233ZM44 71V70H43ZM42 71V72H43ZM71 72V73H75L77 76H78V78H75L74 79V81H70V80H68V81H66V82H64V80H66L67 79V75H66V72ZM80 71V72H79ZM86 71V70H85ZM167 71V72H168ZM175 71H177V70H175ZM199 71V70H198ZM231 71V72H232ZM243 71V72H242ZM17 72L18 71H16V74H17ZM21 72V73H20ZM172 72V71H171ZM179 72V71H178ZM242 72V73H241ZM31 73H32V71H31ZM41 73V72H40ZM68 73V74H69ZM170 73V72H169ZM173 73V72H172ZM199 73V72H198ZM235 73V72H234ZM35 74V73H34ZM229 74V75H228ZM42 75V74H41ZM46 75H47V73H46ZM71 75V74H70ZM171 75V74H170ZM173 75H175V73L174 74H172V76ZM15 76H18V74L17 75H15ZM21 76V75H20ZM31 76V75H30ZM35 76V75H34ZM45 76V75H44ZM73 76H75V75H73ZM19 77V76H18ZM33 77V76H32ZM31 77V78H32ZM42 77V76H41ZM171 77V76H170ZM25 78V77H24ZM26 78L28 79V76H26ZM31 78H29V79H31ZM44 78V77H43ZM145 78V77H144ZM143 78V79H144ZM172 78V77H171ZM197 78V77H196ZM5 79L4 78H1L0 79V84L4 81V82H6L5 81ZM36 79V78H35ZM48 79V78H47ZM228 79H230V80H232V83H234V84H230V85H228L227 87H225V86H222L223 84H225V82H227L226 80H228ZM7 80V79H6ZM41 80V79H40ZM45 81H46V79H44ZM49 80V79H48ZM47 80V81H48ZM171 79H169V80H167V81H170ZM195 80V79H194ZM229 80V81H230ZM8 81V80H7ZM12 81V80H11ZM18 81H20V80H18ZM44 81V82H45ZM52 81H54V80H52ZM166 81V82H167ZM9 82V81H8ZM22 82V81H21ZM129 82H131L130 84H133V86H130V85H128V83ZM12 83V82H11ZM25 83V82H24ZM147 83H148V81H147ZM208 83H210V85L208 84ZM236 83V84H235ZM2 84H4V83H2ZM1 84V85H2ZM10 84V83H9ZM19 83H17L16 84V86L18 85ZM43 84V83H42ZM41 84V85H42ZM46 84V83H45ZM206 84V83H205ZM5 85H7V83L6 84H4V86ZM20 85V84H19ZM170 85V84H169ZM237 85V86H236ZM3 86V85H2ZM21 86H22V84H21ZM31 86V85H30ZM29 86V87H30ZM35 86V85H34ZM168 86V85H167ZM240 86H245V87H247V90L249 91V92H251V94L249 95V96H247V101H246V103L245 104H243V102H245V100H239V94H241V90H240V93H239V89H237L238 87H240ZM8 87V86H7ZM13 87V86H12ZM29 87L27 86V88H23V92H21L20 90H21V88H20V92H19V95L21 94L22 96H24V100H25V98L27 97V96H29L30 98L31 97H34L35 96V90H33L32 88V90L31 89H29ZM38 87V86H37ZM45 87V86H44ZM74 87H77L78 88V90H81V92L83 91H85L86 90V92H87V90H92V91H94L93 92V94L92 95H89L90 97H88V95L87 96H85V98H82L83 100L84 99H89V101H90V98L93 100L94 98H98L99 100H100V104H101V102H103V101H105V103H106V105L105 104H103L104 105V107H103V105L101 104V106H99V107H93V105L94 104H92L91 103V101H90V103H88L89 101H88V99L87 100H85V101H83V102H87V104L88 105H83L81 102H79L80 103V105H78V103H75V104H73V102L71 101L70 102V100H68L69 98V95H70V93H72V97L74 96H76L77 98L76 99H78V94H74L73 95V93L74 92H72V89L74 88ZM165 87V86H164ZM206 87H207V89H206ZM17 88V87H16ZM162 88H163V86H162ZM166 88V90H168L167 89V87H165ZM164 88V89H165ZM170 88V87H169ZM173 87L171 86V89H172ZM177 88V87H176ZM174 89L175 91H171V90H168V91H166V90H164V89H162V92L160 91L161 89H159V91L162 93L161 95H159L157 98H158V103H160V104H164L163 106L165 107V105H167V104H171V101H173L176 97H182L180 94H178L179 93V91L178 90H180V88L178 87V89ZM37 89V88H36ZM41 89V88H40ZM39 89V90H40ZM43 89V88H42ZM41 89V90H42ZM136 89H138V90H136ZM151 88H149V91H151L150 90ZM183 89V90H184ZM189 89V88H188ZM187 89V90H188ZM191 89V90H192ZM163 90H164V93H163ZM195 90V91H194ZM219 90V91H220ZM14 91V90H13ZM12 91V92H13ZM43 91V90H42ZM142 91H140V92H142ZM188 91H190V90H188ZM221 91V92H222ZM245 91V90H244ZM243 91V92H244ZM6 92H8V91H6ZM85 92V93H86ZM154 92H155V90H154ZM156 92H157V90H156ZM213 92V91H212ZM220 92V93H221ZM224 92H225V94H224ZM78 93V92H77ZM214 93V92H213ZM7 94V93H6ZM5 94V96H8V95H6ZM16 94V93H15ZM14 94V95H15ZM18 94V93H17ZM42 94V93H41ZM81 94V93H80ZM146 94V95H145ZM207 94H206V96H207ZM210 94V93H209ZM243 94V93H242ZM241 94V95H242ZM12 94H10L9 95V97L11 96ZM14 95H13V97H14ZM38 96H39V94H37ZM156 95V96H155ZM178 95H180V96H178ZM240 95V96H241ZM2 96V95H1ZM93 96V97H92ZM143 96V95H142ZM206 96H205V98H206ZM18 97V96H17ZM28 97V98H29ZM40 97V98H41ZM73 97V98H74ZM79 97H80V95H79ZM185 97V96H184ZM184 97H182V98H179L180 100L182 99V100H184L185 98ZM219 97H221V96H219ZM6 98V97H5ZM5 98H4V102H2V104H4V103H6L7 101V99L5 100ZM8 98V97H7ZM11 99H10V102H12L11 100H13L12 99V97H10ZM21 98V97H20ZM19 98V99H20ZM39 98V99H40ZM215 98V97H214ZM0 99H2V101H3V98L1 97ZM17 99V98H16ZM23 99V98H22ZM70 99H72L71 97H70ZM75 99V98H74ZM97 99V100H98ZM178 99V98H177ZM241 99V98H240ZM8 100H9V98H8ZM28 100V99H27ZM30 100V99H29ZM41 100V99H40ZM99 100H98V102H99ZM180 100H176V101H173V102H177V101H180ZM23 101V100H22ZM26 101V100H25ZM39 101V100H38ZM78 101V100H77ZM80 101V100H79ZM143 101V100H142ZM141 101V102H142ZM217 101V102H216ZM10 102H7V103H10ZM14 102V101H13ZM40 102V101H39ZM45 102V101H44ZM144 102V101H143ZM186 102V103H187ZM195 102V101H194ZM193 102V103H194ZM203 102H205L204 100H203ZM210 102H212L213 104H215V103H218L219 104V102L221 103V105H219V106H217L216 108H213L214 106H213V104L212 103H210ZM225 102V103H226ZM1 103V102H0ZM6 103V104H7ZM29 103H30V101H29ZM95 103V102H94ZM178 103H180V102H178ZM178 103H176V105H183L182 107H185L184 105L185 104H178ZM19 104V103H18ZM21 104H23V103H21ZM26 104L27 105H29L27 102H26ZM32 104V103H31ZM33 104H34V102H33ZM32 104V105H33ZM45 104H47V103H45ZM65 104V106L64 107H62L63 105ZM96 104H98V103H96ZM95 104V105H96ZM99 104V105H100ZM172 104H175V103H172ZM171 104V105H172ZM9 105V104H8ZM39 105V104H38ZM37 105V106H38ZM43 105V104H42ZM42 105H41V107H42ZM73 105H74V108H73ZM175 105V106H176ZM7 106V105H6ZM35 106V105H34ZM112 107V108H115L114 110V112H110L109 113V111H106L105 110V108H108V107ZM162 107V105H159V107ZM187 106V105H186ZM231 106V105H230ZM3 107V106H2ZM0 108V111H1V109H5V108ZM21 107V106H20ZM24 107V106H23ZM39 107H40V105H39ZM53 107H50V109L52 110V108ZM159 107H157L158 109H159ZM160 107V108H161ZM168 107V106H167ZM180 107V106H179ZM179 107H177V111H178V108ZM197 107V106H196ZM196 107H195V109H196ZM197 107V108H198ZM44 108V107H43ZM163 108V107H162ZM171 108V107H170ZM174 108V107H173ZM181 108V107H180ZM6 109H7V107H6ZM9 109V108H8ZM58 109H57V111H58ZM72 109V110H71ZM165 109V108H164ZM163 109V110H164ZM175 109V108H174ZM183 109V108H182ZM194 109V110H195ZM211 109H212V111H211ZM16 110H17V108H16ZM33 110H34V107H33ZM50 110V111H51ZM67 110V111H66ZM69 110H71V111H69ZM113 110V109H112ZM157 110V109H156ZM155 110V111H156ZM167 110V109H166ZM165 110V111H166ZM170 110H172V108L170 109ZM228 110V109H227ZM230 110V109H229ZM35 111V110H34ZM56 111V112H57ZM64 111H66V112H64ZM76 111V110H75ZM154 111V110H153ZM158 111V110H157ZM183 111V110H182ZM231 111H232V109H231ZM1 112H4V113H7V112H5V111H1ZM0 112V113H1ZM8 112H9V110H8ZM16 112H18V111H15L14 113H16ZM21 112V111H20ZM32 112V111H31ZM60 112V113H61ZM77 112V111H76ZM164 112V111H163ZM162 111H160V109H159V111L158 112H152L151 113V115L153 114V113H157V115H155V117L156 116H165V117H161V119H165L168 115L166 114L167 112H165V114L163 113ZM173 112H175V110L173 111ZM179 113H181L180 111H178ZM178 112H176V113H178ZM193 112H195V111H193ZM198 112H201L200 110L199 111H196V113L197 114H195V115H199L198 114ZM11 113L12 112H10V115H11ZM33 113V112H32ZM35 113V112H34ZM33 113V114H34ZM53 113V112H52ZM81 113V112H80ZM85 113V112H84ZM89 114V116H88V114ZM171 112H169V114H170ZM235 113V114H236ZM17 115H18V113H16ZM20 114V113H19ZM71 114V113H70ZM172 114V113H171ZM208 114V113H207ZM206 114V115H207ZM209 114H211V113H209ZM231 114V113H230ZM234 114V113H233ZM6 115V114H5ZM12 115H14V114H12ZM12 115H11V117H10V119L7 121V124H8V122L10 121V120H12L11 118H12ZM28 115V114H27ZM26 115V116H27ZM53 115V114H52ZM78 115H80V114H78ZM150 115V116H151ZM173 116L175 115V113H173L172 114ZM202 115H204V114H202ZM205 115V116H206ZM29 116V115H28ZM55 116V115H54ZM59 116V115H58ZM170 116V115H169ZM177 116H179L178 114H177ZM209 116V115H208ZM229 116V117H228ZM235 116V115H234ZM261 116V117H260ZM7 117V116H6ZM5 117V118H6ZM32 117H33V115H32ZM75 117H77V118H75ZM79 117V118H78ZM154 117V116H153ZM171 117V116H170ZM185 118L187 117V116H184ZM184 117H182V118H184ZM194 117V116H193ZM192 114H189V117L186 119L187 120V126L190 124V122H191V120H192ZM197 117V116H196ZM199 117V116H198ZM244 117V116H243ZM260 117V118H259ZM1 118H2V115H1ZM0 118V119H1ZM4 118V120H6ZM49 118V117H48ZM177 117H175V120H177L176 119ZM264 118V117H263ZM45 119H46V117H45ZM65 119V120H64ZM167 119H168V117H167ZM166 119V120H167ZM171 119V118H170ZM173 119H174V117H173ZM194 119H195V117H194ZM21 120V119H20ZM61 120V119H60ZM163 120H161V121H163ZM169 120V119H168ZM184 120V119H183ZM185 120V121H186ZM46 121V120H45ZM48 121H49V119H48ZM171 121H173V120H171ZM184 121V122H185ZM193 121V120H192ZM17 122V121H16ZM164 122V121H163ZM167 122H169V121H167ZM166 122V123H167ZM183 122V123H184ZM189 122V123H188ZM210 122V121H209ZM2 123V122H1ZM15 123V122H14ZM18 123V122H17ZM22 123V122H21ZM21 123H19V124H21ZM31 123V122H30ZM29 123V124H30ZM59 123H60V121H59ZM165 123V124H166ZM182 123V124H183ZM6 124V125H7ZM9 124H11V122L9 123ZM24 124V123H23ZM27 124V123H26ZM25 124V125H26ZM43 124V123H42ZM46 124V123H45ZM263 124V123H262ZM261 124V125H262ZM11 126H16V125H12L11 124ZM18 126V125H17ZM21 126H23V125H21ZM20 126V127H21ZM31 126V125H30ZM47 126L50 128L51 126H49V124H47ZM98 126H99V128L100 129H98ZM184 127L186 126V123H185V125H183ZM190 126V125H189ZM192 126V125H191ZM255 126H257V127H255ZM10 127V126H9ZM29 127V126H28ZM47 127V128H48ZM73 127V128H74ZM107 127H108V129H107ZM182 127V126H181ZM208 127H209V125H208ZM18 128V127H17ZM16 128V129H17ZM22 128H24V127H22ZM43 129L42 130H44V127H42ZM47 128H45V130L47 129ZM49 128H48V130H49ZM192 128V127H191ZM197 128V127H196ZM206 128H207V126H206ZM56 129V128H55ZM70 129V128H69ZM72 129V128H71ZM189 129V128H188ZM7 130V129H6ZM21 130V129H20ZM47 130V131H48ZM57 130H58V128H57ZM101 132H100V131ZM113 130V131H112ZM121 130V131H120ZM178 130V129H177ZM181 130H182V128H181ZM202 130V129H201ZM257 129H255V131H256ZM261 130V129H260ZM259 130V131H260ZM5 131V130H4ZM8 131V130H7ZM23 131V130H22ZM55 131V130H54ZM60 131H62V130H60ZM66 131V130H65ZM109 131V132H108ZM185 131H187L186 129H185ZM199 131V130H198ZM258 131V132H259ZM1 132V131H0ZM57 132V131H56ZM58 132H59V130H58ZM57 132V136H58V133ZM100 132V133H99ZM179 132V131H178ZM188 132V131H187ZM18 133V132H17ZM42 133H43V131H42ZM53 133V132H52ZM61 133V132H60ZM65 133H67V132H65ZM163 133V134H164ZM177 133V132H176ZM176 133H172V134H176ZM181 133H182V131H181ZM183 133H184V131H183ZM6 134V133H5ZM22 134V133H21ZM27 134V133H26ZM73 134V133H72ZM171 134V135H172ZM185 134H186V132H185ZM217 134H218V131H217ZM257 134V133H256ZM260 134H262V133H260ZM3 135V133L1 134V136ZM49 135H54L55 136V132H54V134H51V131L49 132ZM62 135V134H61ZM177 135V134H176ZM227 135H225L226 137H227ZM262 135H264V134H262ZM3 136H5V135H3ZM2 136V137H3ZM22 136H23V134H22ZM41 136V135H40ZM53 136V137H54ZM75 136V135H74ZM76 136H75V138H76ZM115 138H117V140H114L113 138L114 137ZM173 136V135H172ZM187 136V135H186ZM224 136V137H225ZM10 137V136H9ZM27 137V136H26ZM43 137V136H42ZM51 137V140H53V138H52V136H50ZM70 137V136H69ZM71 137H73V136H71ZM80 137V136H79ZM113 137V138H112ZM129 137H131V139H133V137H135V141L137 142L139 139L140 140H142V142L143 143H141L140 145L141 146H139V147H137V150H136V153L138 152V151H141L142 149H147L146 151H147V153H148V151H151V153L149 152V154H146L147 155V158H143L144 156L146 157V155H144L141 159H139L140 158V155L142 156L143 154H137V155H139L138 157V159L140 160H138V161H136V159L134 158V152H133V154H132V151L133 150H131V147L129 146L130 144H127V142L129 143ZM171 137V136H170ZM175 137V136H174ZM177 137V136H176ZM262 137H264V136H262ZM25 138V137H24ZM29 138V136L27 137V138H25V141L26 140H29L28 139ZM33 138V137H32ZM34 138H35V136H34ZM78 138V137H77ZM81 138V137H80ZM249 138V137H248ZM1 139V138H0ZM4 139H5V141H6V138L4 137ZM19 139H21V138H19ZM18 139V140H19ZM57 139V138H56ZM70 139V138H69ZM129 139V140H128ZM166 139V138H165ZM168 139V138H167ZM170 139V138H169ZM230 140H231V138H229ZM228 139V140H229ZM233 139H235V138H232V140ZM10 140V139H9ZM22 140H23V137H22ZM73 140H75L74 138L71 140L72 142H70L69 144H70V147L71 148H74L75 147V145L73 144ZM79 140V139H78ZM93 140V139H92ZM171 140V139H170ZM169 140V141H170ZM208 140H210L209 139V137H208ZM228 140H226L225 142H227ZM237 140V139H236ZM4 141V140H3ZM2 140H0V142H3ZM8 141V140H7ZM6 141V142H7ZM12 141V140H11ZM11 141H10V143H11ZM16 141V140H15ZM30 141H31V139H30ZM40 141H41V139H40ZM45 141V140H44ZM70 140H68V142H69ZM76 141V140H75ZM81 141H82V139H81ZM85 141V140H84ZM134 141V140H133ZM145 141H146V143H145ZM243 141H241L242 143H243ZM258 141V142H257ZM27 142V141H26ZM32 142V141H31ZM34 142V141H33ZM46 142H48V140H46ZM52 141H50V143H51ZM62 142V141H61ZM65 142V141H64ZM80 142V140L78 141V143ZM120 142H121V145H120ZM167 142V143H166ZM186 142V141H185ZM213 142V141H212ZM210 143V144H213V143ZM233 143H236V142H238V141H236V142H234V140L232 141ZM231 142V143H232ZM240 142V143H241ZM9 143V144H10ZM17 143H18V141H17ZM21 143H23V142H20V144ZM28 144L27 145H29L30 143L29 142H27ZM37 143V142H36ZM44 143V142H43ZM42 143V144H43ZM116 143V144H115ZM119 143V144H118ZM130 143H131V141H130ZM134 143V142H133ZM140 143V142H139ZM138 143V144H139ZM171 143H173V142H171ZM241 143V144H242ZM1 144V143H0ZM7 144V143H6ZM12 144H14V142L12 143ZM19 144V145H20ZM24 144H26V143H24ZM32 145H33V143H31ZM31 144H30V146H31ZM85 144H86V142H85ZM93 144V143H92ZM132 144V143H131ZM136 144V143H135ZM173 144H175V143H173ZM173 144L171 145V146H173ZM183 144H185V143H183ZM261 144V145H262ZM2 145H3V143H2ZM48 145V144H47ZM78 145V144H77ZM231 145H233V144H231ZM258 146H259V144H257ZM13 146V145H12ZM15 146V145H14ZM28 147L27 148V150H29V149H31V147ZM46 146V145H45ZM129 146V147H128ZM170 146V147H171ZM175 146V145H174ZM182 146V145H181ZM263 147H264V145H262ZM18 147V146H17ZM22 147H24V145L22 146ZM22 147H18V148H22ZM175 147H177V146H175ZM174 147V149H176ZM230 147V146H229ZM255 146H252V148H254ZM257 147V146H256ZM15 148H16V146H15ZM35 148V147H34ZM78 148V147H77ZM76 148V149H77ZM112 148V149H111ZM168 148V149H167ZM179 148V147H178ZM177 148V149H178ZM250 148V149H249ZM24 149V148H23ZM42 149V148H41ZM132 149H134V148H132ZM136 149V148H135ZM135 149H134V151H135ZM180 149V148H179ZM201 149H202V147H201ZM200 149V150H201ZM262 149V148H261ZM260 149V150H261ZM10 150V149H9ZM17 150V149H16ZM16 150H14L15 152H16ZM131 150V151H130ZM194 150V149H193ZM203 150V149H202ZM259 150V149H258ZM257 149H256V151H258ZM13 151V152H14ZM20 151V150H19ZM45 151V150H44ZM143 151V150H142ZM172 151V150H171ZM196 151V150H195ZM204 151V150H203ZM2 152V151H1ZM23 152V151H22ZM26 152V151H25ZM177 152V151H176ZM19 153V152H18ZM32 153V152H31ZM30 153V151H29V154H31ZM171 153V152H170ZM174 153V152H173ZM27 154H28V151H27ZM35 153H32L31 155H34ZM94 154V155H95ZM6 155V154H5ZM24 155H26V153L24 154V152H23V154L21 153V154H19V159H20V156H24ZM30 155V156H31ZM136 155V154H135ZM136 155V156H137ZM179 155L180 154H178V158H179ZM203 155V154H202ZM15 156V155H14ZM36 156V155H35ZM173 156V155H172ZM182 156V155H181ZM193 156H195V159L197 158V156L196 155H194V153H192L191 155H188V156H186L185 155V157L186 158H188V160H193L194 161V159L192 158ZM201 156V155H200ZM206 156V155H205ZM204 156V158H206ZM16 158H17V156H15ZM32 157H34V156H32ZM31 157V158H32ZM247 157V158H246ZM249 157V158H248ZM264 157V156H263ZM27 158V156L24 158V160ZM30 158V157H29ZM28 158V159H29ZM30 158V159H31ZM38 158H39V156H38ZM175 158V157H174ZM178 158H176L177 160H178ZM185 158V159H186ZM200 158V157H199ZM204 158H202V159H204ZM11 159V158H10ZM18 159V160H19ZM41 159V158H40ZM39 159V160H40ZM43 159V158H42ZM46 159V158H45ZM183 159V158H182ZM181 158H180V161L179 162H181V160H182ZM201 159V158H200ZM7 160V159H6ZM16 160V159H15ZM23 160V161H24ZM173 160H175V159H173ZM197 160H199V159H197ZM205 160H207V159H205ZM208 160H209V158H208ZM217 160V162H219ZM226 160H228V162L226 161ZM235 160V161H236ZM8 161V160H7ZM6 161V162H7ZM11 160H9V162H10ZM20 161V160H19ZM27 162H28V160H26ZM33 161H35L34 160V158H33ZM33 161L32 162H30L32 165L35 163H33ZM44 161V160H43ZM47 160H45V162H46ZM135 161H136V165H135ZM177 161V162H178ZM183 161H185V160H182V162ZM187 161V160H186ZM199 161H201V160H199ZM210 161H211V158H210ZM234 161V162H235ZM238 161V160H237ZM236 161V162H237ZM246 161V160H245ZM261 161H263V158L261 159ZM260 161V162H261ZM8 162V163H9ZM25 162V161H24ZM26 162V163H27ZM175 162V161H174ZM181 162V163H182ZM195 162V161H194ZM202 162H204V161H202ZM211 162H213V161H211ZM236 162H235V164H236ZM239 162V161H238ZM247 162H249V160L247 161ZM30 163L28 164V165H30ZM39 163H41V162H39ZM181 163H179V164H181ZM214 163V162H213ZM212 163V164H213ZM229 163V164H228ZM250 163V162H249ZM248 163V164H249ZM1 164V163H0ZM22 163L20 162V165H21ZM37 164L38 163H36V166H37ZM150 165V167L151 168H149L148 166ZM175 164H178V163H175ZM198 164V163H197ZM208 164V163H207ZM218 164V163H217ZM220 164H222V163H220ZM226 166H225V165ZM247 164V165H248ZM251 164V163H250ZM1 165H3V164H1ZM5 165H6V163H5ZM19 165V164H18ZM20 165L18 166V167H20ZM24 165H26V164H24ZM40 164H38V166H39ZM47 165V164H46ZM95 165V164H94ZM97 165V164H96ZM174 165V164H173ZM196 165V164H195ZM214 165V164H213ZM254 165V164H253ZM4 166V165H3ZM22 166V165H21ZM35 166V167H36ZM37 166V167H38ZM42 166V165H41ZM44 166H45V164H44ZM49 166V165H48ZM48 166H45V167H48ZM212 166V165H211ZM218 166V165H217ZM251 166V165H250ZM249 166V167H250ZM254 166H256V165H254ZM260 166H261V164H260ZM27 167V166H26ZM28 167H30V168H32L33 169V167H34V165H33V167L32 166H28ZM27 167V168H28ZM36 167V168H37ZM162 167H164V166H162ZM169 167H171V166H169ZM173 167V166H172ZM253 167V166H252ZM257 167V166H256ZM259 167V166H258ZM21 168H23V167H21ZM26 168V169H27ZM39 168H41V167H39ZM174 168H175V166H174ZM179 167H177V169H178ZM180 168H181V166H180ZM179 168V169H180ZM197 168V167H196ZM20 169V168H19ZM22 169V171L21 170H19V171H21V173L19 174V171H17L18 172V174H19V177L21 178V180L23 179V180H26L25 182H28L27 181V179H25L27 176V178H30V176H31V174H30V176H29V173H28V170L29 169ZM42 169V168H41ZM56 169V168H55ZM158 169H161V168H158ZM164 169V168H163ZM171 169V168H170ZM170 169H167V170H170ZM178 169V170H179ZM203 169V168H202ZM211 169H212V167H211ZM220 169V168H219ZM248 169H251V167L250 168H248ZM262 169H264V168H262ZM34 170V169H33ZM33 170H31L32 172H33ZM38 170H40V169H38ZM80 170V171H81ZM97 170L98 171H100V170H102V169H100V167H97ZM172 170H174V169H172ZM177 170V171H178ZM194 170V169H193ZM197 169H195L194 171H193V173L195 172V175H197L199 172H200V170L199 171H196ZM207 170V171H206ZM208 170H209V172H208ZM252 170V169H251ZM259 170V172H260V168H258L257 169V171ZM36 171V170H35ZM42 171V170H41ZM59 170H57V172H58ZM143 171V172H144ZM190 171H192V170H190ZM204 171H206V173L205 174H210V169H207V168H205L204 169ZM216 171V170H215ZM218 171H220V170H218ZM262 171V170H261ZM32 172H30V173H32ZM87 172H88V170H87ZM108 173H109V171H107ZM223 172V171H222ZM37 173V172H36ZM44 173H45V170H44ZM83 173V172H82ZM110 173H111V171H110ZM109 173V174H110ZM141 173H142V171H141ZM215 173V172H214ZM255 173V172H254ZM262 173H264V172H261L259 175L261 176L262 175ZM5 174H7V173H5ZM42 174V173H41ZM40 174V175H41ZM46 174V173H45ZM45 174H44V176H45ZM56 174V173H55ZM54 174V175H55ZM73 174V173H72ZM77 174V173H76ZM85 174H87V173H85ZM139 174V173H138ZM190 174H191V172H190ZM204 174V175H205ZM212 174H213V172H212ZM216 174V173H215ZM250 173H248L247 172V175L248 176H250L249 175ZM15 175V174H14ZM33 175H35V174H33ZM49 175H51V174H49ZM54 175H52V176H54ZM57 175V174H56ZM67 175V174H66ZM65 175V176H66ZM113 175H114V173H113ZM143 175V174H142ZM141 175V178H143V183L144 182H146V181H148V180H146V179H144V175L142 176ZM170 175V174H169ZM194 175V176H195ZM225 175V174H224ZM251 175H252V173H251ZM255 174H253V178L250 176V178L249 177H245L246 176V174H245V176H244V178L242 179V178H240V179H242V181H241V184H243L244 185V187L245 188H249L250 186H254L255 185V183H256V181H258V180H260L261 179V177L259 176L258 178H257V175L256 176H254ZM8 176V175H7ZM16 176V175H15ZM43 176V177H44ZM47 176H48V174H47ZM52 176H50V177H52ZM83 176V175H82ZM111 176V175H110ZM125 177V178H122V177ZM131 176V175H130ZM168 176V175H167ZM171 176V175H170ZM210 176V175H209ZM58 177H59V175H58ZM58 177H57V179L56 178H54V180L56 181V180H58ZM114 177V176H113ZM164 177V176H163ZM19 178V179H20ZM39 178V177H38ZM38 178H37V180H38ZM40 178H41V176H40ZM60 178V177H59ZM83 178V177H82ZM111 178H112V176H111ZM120 178H122V179H120ZM161 178V177H160ZM159 178V179H160ZM170 178V177H169ZM191 178H193V177H191ZM224 178H223V180H224ZM233 178H235V179H233ZM260 178V179H259ZM16 179H18L17 177H16ZM43 179V178H42ZM41 179V180H42ZM45 179H46V176H45ZM49 179V178H48ZM76 179H78V178H76ZM103 180H105L104 178H102ZM153 179V178H152ZM151 179V180H152ZM162 179V178H161ZM174 179H176L175 177H174ZM174 179H173V181H174ZM20 180V181H21ZM22 180V181H23ZM40 179H39V181H41ZM101 180V179H100ZM103 180H101V182H103ZM123 180V181H122ZM127 180V179H126ZM138 180H141V179H138ZM164 181H165V177H164V179H163ZM167 180V179H166ZM178 180H180V179H178ZM229 180V179H228ZM36 181V180H35ZM45 181V180H44ZM49 181H50V179H49ZM48 181V183H51L52 181H53V179H52V181L51 182H49ZM67 181V180H66ZM77 181V180H76ZM79 181H80V179H79ZM85 181V180H84ZM93 181H94V179H93ZM93 181H91V182H93ZM99 181V180H98ZM97 181V182H98ZM187 181H189V180H187ZM220 181H221V179H220ZM240 181V180H239ZM262 181H264V178H263V180ZM262 181H261V184H262ZM42 182V181H41ZM54 182V181H53ZM60 182V181H59ZM59 182H57L56 184H55V186L57 187V184H60ZM75 182V181H74ZM82 181H80V183H81ZM96 182V183H97ZM126 182H128V181H126ZM142 182V181H141ZM170 182H172V180H170ZM186 181H184V183H185ZM229 182V181H228ZM238 182V181H237ZM259 182V181H258ZM257 182V183H258ZM1 183V182H0ZM19 183V182H18ZM18 183H17V185H18ZM23 183H24V181H23ZM23 183H20V185L22 184V187L24 186V188H23V191H28V190H30V191H32V193H36V191H35V186H33L32 188H30L29 186H26L25 187V185H28L30 182H28L27 184L25 183V184H23ZM35 183V182H34ZM40 183V182H39ZM64 183V182H63ZM63 183H61L60 185L61 186H63L64 187V185H63ZM83 183V182H82ZM96 183H87V184H89L88 185V187L89 188H91L92 187V189H93V187L95 186V185H97ZM140 183V182H139ZM205 183L206 182H202L199 186H204L205 185ZM37 184V183H36ZM36 184H34V185H36ZM44 184V183H43ZM43 184L41 185L42 187H43ZM53 184V183H52ZM75 184V183H74ZM99 184V183H98ZM162 184V183H161ZM160 184V185H161ZM186 184V183H185ZM237 184V183H236ZM258 184H260V183H258ZM16 185V186H17ZM38 185V184H37ZM51 185V184H50ZM50 185H48V187L50 186ZM72 185V184H71ZM86 185V184H85ZM155 185V184H154ZM172 185V184H171ZM175 185V187H174V190H177L178 188L179 189H181V187H183V186H186L185 188L186 189H188V188H190V187H188L187 185H183V182H180V181H178V182H176V184H174ZM228 185V184H227ZM257 185V184H256ZM13 186H14V183H13ZM47 187V185L45 184L44 185V187ZM59 186V185H58ZM147 186V185H146ZM149 186V185H148ZM152 185H150V187H151ZM156 186H158V185H156ZM155 186V187H156ZM166 186V185H165ZM260 186V185H259ZM263 186V185H262ZM8 187V186H7ZM11 187H12V185H11ZM18 187V186H17ZM21 186H19L18 188H20ZM21 187V188H22ZM38 187V186H37ZM42 187L40 188V187H38L39 189H42ZM43 188V190L46 192V190L48 189V188ZM56 187H54L55 189H56ZM62 187V188H63ZM98 187H99V185H98ZM139 187H140V184H139ZM144 187H145V185H144ZM143 187V188H144ZM233 187V186H232ZM261 187V186H260ZM260 187H259V189H260ZM18 188H16L15 187V189H17V190H13V191H17L18 193H20L18 190ZM38 188L36 189V190H38ZM79 188V187H78ZM82 188V187H81ZM85 188V187H84ZM88 188V189H89ZM118 188H121V189H123V191L124 192H122V193H120V194H118L117 193V189ZM138 188V187H137ZM142 188V189H143ZM149 188V187H148ZM152 188V187H151ZM157 188H159V186L157 187ZM162 188V187H161ZM184 188V187H183ZM231 188V187H230ZM262 188V187H261ZM5 189H7V188H5ZM46 189V190H45ZM60 189V188H59ZM77 189V188H76ZM104 189V188H103ZM120 189V190H121ZM147 189V188H146ZM173 189V188H172ZM259 189H257L258 191H259ZM63 190V189H62ZM87 190V189H86ZM105 190V189H104ZM109 191V190H111V189H106V191ZM126 190V191H125ZM161 190V189H160ZM183 190V189H182ZM215 190V188L212 190V191H214ZM245 190H247V189H245ZM248 190H250V189H248ZM5 191V190H4ZM7 191V193H8V190H6ZM11 191V190H10ZM21 191V190H20ZM22 191V193H20V194H23L24 192ZM41 191V190H40ZM39 191V192H40ZM52 191V190H51ZM60 191H61V189H60ZM74 191H75V189H74ZM149 191V190H148ZM162 191H165L164 189L162 190ZM172 191V190H171ZM257 191V192H258ZM16 192V193H17ZM38 192V191H37ZM44 192V193H45ZM69 192V191H68ZM77 192V191H76ZM83 192H85L84 190H83ZM111 192V191H110ZM178 192V191H177ZM208 192H210V191H208ZM0 193H1V191H0ZM40 193H42V192H40ZM47 193H49V192H47ZM52 193V192H51ZM55 193H56V191H55ZM59 193V192H58ZM62 193H63V191H62ZM71 193V192H70ZM69 193V194H70ZM143 193V192H142ZM147 193V192H146ZM164 193V192H163ZM163 193H161V195L163 196ZM214 193H215V191H214ZM256 193V192H255ZM2 194V193H1ZM0 194V195H1ZM13 194L14 193H12V196H13ZM25 194V193H24ZM27 194H30L29 192L27 193ZM64 194V193H63ZM207 194V193H206ZM206 194H205V196H206ZM247 194V193H246ZM246 194H243L244 196H242V199H241V197L239 198V197H237L238 199H239V201H240V199H241V202H244V207H243V209H240V208H236V206H237V204L239 203L238 201L237 202H233V203H231V205L233 204L234 205V207H235V209H238V210H236V212H235V214L239 211H241V218H242V221H240V225H239V223L237 224V225H239L240 227H241V222H245L247 219H249V218H251L252 220H253V224L251 225V228L252 227H254V228H256V229H258V230H263L264 229V189H262V191H260V192H258L256 195H251V196H248V195H246ZM253 194H254V192H253ZM3 195V194H2ZM15 195V194H14ZM18 195V194H17ZM26 195V194H25ZM33 195V194H32ZM35 195V194H34ZM33 195V197H31V198H33L34 199V196ZM37 195H39V193L38 194H36V196ZM41 195V194H40ZM42 195H44L43 193H42ZM50 196H51V194H49ZM59 195V194H58ZM71 195V194H70ZM100 195V194H99ZM126 195H128V193L126 194ZM134 195V194H133ZM136 195V194H135ZM134 195V196H135ZM9 196H11V195H9ZM45 197L47 196L48 197V195L46 194V195H44ZM57 196V195H56ZM56 196H55V194H54V197H52V199H51V202H52V200H53V198H56ZM64 196H65V194H64ZM114 196V197H115ZM160 196V195H159ZM186 196V195H185ZM198 196H200V194H198ZM219 196V195H218ZM218 196H217V198H218ZM221 196V195H220ZM219 196V197H220ZM227 196V195H226ZM238 196V195H237ZM18 197V196H17ZM20 197V196H19ZM22 197H23V195H21V200H22ZM38 198H41V197H39V196H37ZM44 197V198H45ZM46 197V198H47ZM66 197V196H65ZM104 197V196H103ZM133 197V196H132ZM131 197V198H132ZM157 197V196H156ZM179 197H180V195H179ZM193 196H191V198H192ZM229 197V196H228ZM231 197V196H230ZM9 198V199H8ZM8 198H6V199H3V201H2V203L4 202V200H7L8 202H10L9 200H12V198L10 199V197H8ZM14 198V197H13ZM16 198V197H15ZM31 198H30V200H31ZM63 198V197H62ZM61 198V199H62ZM100 198L102 199V196L100 195ZM106 198V197H105ZM155 198V197H154ZM175 198V197H174ZM227 198V197H226ZM231 198H233V197H231ZM28 199V198H27ZM27 199L25 198V202L24 203H26L27 204V202H30V201H27ZM37 199V198H36ZM35 199V200H36ZM64 199V198H63ZM97 199V198H96ZM153 199V198H152ZM156 199V198H155ZM162 199V198H161ZM223 199V198H222ZM225 199V198H224ZM233 199H236V198H233ZM238 199H236V200H238ZM15 200V199H14ZM17 200V199H16ZM29 200V199H28ZM35 200H33V202L35 201ZM41 200H42V198H41ZM40 200V201H41ZM46 200V199H45ZM47 200H49V199H47ZM47 200L45 201V203L47 202ZM56 200V199H55ZM58 200V199H57ZM56 200V201H57ZM108 200V199H107ZM105 201V200H103L104 202H105V205H106V203H108V205H109V202L108 201ZM111 200V199H110ZM109 200V201H110ZM112 200H114L113 198H112ZM126 200V199H125ZM124 200V201H125ZM163 200V199H162ZM161 200V201H162ZM165 200H167V199H165ZM215 200H217L216 198H215ZM219 200V199H218ZM1 201V200H0ZM13 201V200H12ZM18 201V200H17ZM62 201V200H61ZM117 201V200H116ZM115 201V202H116ZM123 201V202H124ZM131 201V200H130ZM136 201V200H135ZM168 201H169V199H168ZM181 201V200H180ZM226 201V200H225ZM228 201H230V198H228ZM227 201V202H228ZM32 202V201H31ZM32 202V203H33ZM43 202V201H42ZM41 202V203H42ZM49 202H50V200H49ZM55 202V201H54ZM63 202H65V200L63 201ZM111 202V201H110ZM119 202V201H118ZM133 202H134V200H133ZM137 202V201H136ZM147 202V201H146ZM157 202V201H156ZM214 202V201H213ZM226 202V203H227ZM232 202V201H231ZM2 203H0V204H2ZM15 202H13V204H14ZM24 203H22V204H24ZM38 203V202H37ZM67 203V202H66ZM92 203V202H91ZM117 203V202H116ZM132 203V202H131ZM135 203V202H134ZM145 202H143V204H144ZM165 203H166V201H165ZM219 203H220V201H219ZM219 203H217L216 202V204H214V203H212V204H214L213 205V208L211 207V209L212 210H215L217 213H218V211H219V213H220V211H222L221 213H223V211L226 209L225 208V204H224V201H223V204L224 205H220ZM222 203V202H221ZM230 203V202H229ZM229 203L228 204H226V206L228 205L229 206ZM4 204H5V202H4ZM22 204L20 205V210H24V209H21L22 207ZM33 204H35V203H33ZM43 204V203H42ZM52 204V203H51ZM60 203H58V205H59ZM104 204V203H103ZM114 204V203H113ZM122 204V203H121ZM139 204H141V203H139ZM146 204V203H145ZM148 204V203H147ZM240 204V203H239ZM239 204H238V206H239ZM6 205H7V203H6ZM8 205H9V203H8ZM10 205H12V204H10ZM16 205V204H15ZM25 205V204H24ZM46 205V204H45ZM49 205V204H48ZM48 205H47V207H48ZM57 205V207H58V209H59V206ZM87 205V204H86ZM123 205H125V204H123ZM134 205V204H133ZM133 205H131V204H129V208H127V206L125 205V206H123V207H126L127 209H129L130 210V206H133ZM230 205V206H231ZM232 205V206H233ZM14 206V205H13ZM28 206V205H27ZM27 206H26V209H27ZM56 206V205H55ZM121 206V205H120ZM140 206V205H139ZM8 207V206H7ZM47 207H45V208H47ZM52 207H54L53 206V204H52ZM61 207V206H60ZM69 207V206H68ZM85 207V206H84ZM135 207V206H134ZM157 207V206H156ZM162 206H160V208H161ZM178 207V206H177ZM183 208H184V205L182 206ZM15 208H17V207H14V209ZM19 208H17V209H19ZM25 208V207H24ZM44 208V209H45ZM136 209H137V211H138V208H137V206L135 207ZM150 208V207H149ZM201 208V207H200ZM230 207H228V209H229ZM17 209H15V210H17ZM25 209V210H26ZM57 209V210H58ZM65 209L67 210V208L65 207ZM69 209V208H68ZM126 209V210H127ZM131 209H132V207H131ZM152 209V208H151ZM162 209V208H161ZM166 209V208H165ZM185 209H189V206H187V208H185ZM227 209V210H228ZM14 210V211H15ZM28 210V212H29V210L30 209H27ZM26 210V211H27ZM32 210H34V209H32ZM49 210H50V208H49ZM54 209H52V211H53ZM62 210H63V208H62ZM73 210V209H72ZM71 210V212H73ZM78 210H81V209H78ZM125 210V209H124ZM135 210V209H134ZM176 210H178V209H176ZM175 210V211H176ZM190 210V209H189ZM226 210V211H227ZM68 211V210H67ZM132 212H133V210H131ZM158 211V210H157ZM165 211H167V210H164L163 209V212H165ZM169 211V210H168ZM186 211V210H185ZM11 212H13V209H12V211ZM44 212V211H43ZM68 212H70V211H68ZM127 212V211H126ZM172 211L170 210V214H168L170 217L172 216L173 217V215H171L172 213H171ZM188 212V211H187ZM232 212H233V209H232ZM5 213V212H4ZM7 213V212H6ZM15 213V212H14ZM26 213V212H25ZM32 213V212H31ZM44 213H47L46 212V210H45V212ZM43 213V214H44ZM122 213V212H121ZM131 213V212H130ZM138 213V212H137ZM167 213V212H166ZM230 214V216H231V213H230V211L227 213V212H224V214ZM30 214V213H29ZM51 213H48V216L50 215ZM57 214V213H56ZM78 214H80V212L78 211H75V214H73V216L76 218V220L78 219L79 220V216H78ZM129 213L127 212V215H128ZM157 214H160V213H156V216H157ZM177 214H178V212H177ZM233 214H234V212H233ZM31 216L33 215V214H30ZM42 215V214H41ZM41 215H39V216H41ZM45 215V214H44ZM53 215V214H52ZM96 215V214H95ZM99 215V214H98ZM105 215V214H104ZM129 215H131V214H129ZM128 215V216H129ZM155 215V214H154ZM165 215V214H164ZM164 215H163V218L162 219H166L165 217H164ZM167 215V214H166ZM34 216V215H33ZM65 216V215H64ZM155 216V217H156ZM159 216V215H158ZM157 216V217H158ZM168 216V217H169ZM225 216V215H224ZM224 216H222V217H224ZM229 216V217H230ZM16 217V216H15ZM18 217V216H17ZM30 217V216H29ZM28 217V218H29ZM43 217V216H42ZM45 217V216H44ZM44 217H43V219H44ZM68 217V216H67ZM83 216H81V221H82V218ZM105 217H106V215H105ZM104 217V218H105ZM112 217V216H111ZM147 217V216H146ZM151 216H149L148 217V219L150 218ZM154 217V216H153ZM154 217V218H155ZM169 217V218H170ZM175 218H176V216H174ZM0 218H1V216H0ZM22 218H24V217H22ZM21 218V219H22ZM31 218V217H30ZM34 218V217H33ZM32 218V219H33ZM39 218H41V217H39ZM48 218V217H47ZM50 218V217H49ZM49 218L47 219V220H49ZM89 218V217H88ZM95 218H99V216L98 217H95ZM95 218H92L93 220H95V221H97V219H95ZM103 218V219H104ZM120 218H121V216H120ZM152 218V217H151ZM174 218V219H175ZM240 218V219H241ZM3 219V218H2ZM18 220L17 221H23V220H19V218H17ZM59 219V218H58ZM57 219V220H58ZM61 219V218H60ZM65 219H66V216H65ZM69 219H71V217L69 218ZM68 218H67V220H69ZM74 219V218H73ZM85 220H86V218H84ZM83 219V220H84ZM101 220L102 222L104 221V220ZM107 218H105V221H106V223H107V220H106ZM109 220H108V223L106 224L105 222V224H106V226H102V228H104V227H106V228H109V227H107V226H110V224L112 225V223L114 222V221H117V222H120L121 221V219H120V221L119 220H114V217H113V219H110V218H108ZM143 219H144V221L146 220V218H144L143 217ZM161 218H160V220H162ZM172 219V218H171ZM170 219V220H171ZM174 219H172V220H174ZM221 219V218H220ZM235 219V218H234ZM239 219V218H238ZM238 219H237V222H239L238 221ZM250 219V220H251ZM5 220V219H4ZM4 220H1V221H4ZM34 221H35V219H33ZM40 220V219H39ZM57 220H56V222H57ZM63 220V219H62ZM92 220V221H93ZM150 220V219H149ZM156 220V219H155ZM160 220H158V223H159V221ZM167 220H169L168 218H167ZM166 220V221H167ZM200 220H202V219H200ZM222 220V219H221ZM1 221H0V223H1ZM16 221V222H17ZM32 221V220H31ZM37 221V220H36ZM46 220H42V222H45ZM53 221V220H52ZM52 221H50V223L52 222ZM54 221H55V219H54ZM53 221V222H54ZM64 222H65V220H63ZM63 221H61L62 223L60 224L59 223V220H58V222L57 223H59V224H57V225H62L64 222ZM70 221V220H69ZM68 221V222H69ZM74 221V220H73ZM153 221H154V219H153ZM248 222H249V220H247ZM15 222V221H14ZM41 222V223H42ZM49 222V221H48ZM67 222V221H66ZM89 221L87 220V222L85 221V224L86 225H84L83 227V231H82V233H87V232H85V230H86V228H87V226H90V224L88 225L87 223H88ZM98 222V221H97ZM96 222V223H97ZM100 222V221H99ZM102 222H100V224L102 223ZM148 222H150V221H148ZM151 222H152V219H151ZM156 222V221H155ZM171 222V221H170ZM218 222V221H217ZM233 222H235V221H233ZM248 222H245L244 224L245 225H247L246 223H248ZM252 221H250V223H251ZM19 223V222H18ZM31 224H32V222H30ZM50 223H48V224H50ZM71 223H72V221H71ZM70 223V224H71ZM90 223V222H89ZM110 223V224H109ZM121 223V222H120ZM147 223V222H146ZM162 223H164V222H162ZM26 224V223H25ZM24 224V225H25ZM29 224V223H28ZM27 224V225H28ZM30 224V225H31ZM43 224V223H42ZM42 224H40L41 226H42ZM109 224V225H108ZM167 224V223H166ZM214 224V223H213ZM219 226H220V221H219ZM243 224V223H242ZM1 225H3V224H1ZM7 225V224H6ZM26 225V226H27ZM32 225H34V224H32ZM53 225H54V223H53ZM65 225H68V224H66V223H64V226H62V229H61V226H60V229L63 231L64 229H63V227L65 228ZM72 225V224H71ZM92 225H94V223L92 224ZM102 225H104V224H102ZM143 225V224H142ZM154 225V224H153ZM216 225H217V223H216ZM222 225V224H221ZM249 225V224H248ZM22 226V225H21ZM40 226V227H41ZM45 225H43L42 227H44ZM69 226V225H68ZM67 226V227H68ZM96 226H98V225H96ZM157 226V225H156ZM166 226H168V225H166ZM169 226H171V225H169ZM215 226V225H214ZM233 226V225H232ZM244 226V225H243ZM242 226V227H243ZM34 228H35V225L33 226ZM54 227V226H53ZM90 227H92V226H90ZM99 227V226H98ZM97 227V228H98ZM143 227H145L144 225H143ZM177 227V226H176ZM3 228V230H1V231H4V230H6V228H8V227H5V229H4V227H2ZM13 228V227H12ZM11 228V229H12ZM31 228V227H30ZM36 228H38V227H36ZM47 228H51V227H47ZM73 228V227H72ZM75 228V227H74ZM89 228V227H88ZM95 227L93 226V229H94ZM161 228V227H160ZM164 228H165V226H164ZM219 228V227H218ZM244 228H247L246 226L245 227H243V229ZM250 228V227H249ZM253 228V230H255ZM43 229V228H42ZM53 229V228H52ZM77 229V228H76ZM80 229V228H79ZM99 229L101 230V228L99 227ZM119 229V228H118ZM151 229V228H150ZM153 229V228H152ZM158 229V228H157ZM242 229V228H241ZM34 230H36V229H34ZM48 230H50V229H48ZM67 230H68V228H67ZM81 230H82V228H81ZM81 230H80V232H81ZM96 230V229H95ZM107 229H105V230H103V231H106ZM163 230V229H162ZM162 230H161V232H162ZM165 230H166V228H165ZM239 230H240V228H239ZM257 230V231H258ZM0 231V233L2 234V235H0V236H4V235H6L8 232H9V228L6 230V231H4V232H6V234L5 233H3V232H1ZM42 231V230H41ZM44 231V230H43ZM42 231V232H43ZM46 231V230H45ZM62 231H58V232H61L60 233V236H62V233H64L65 231H66V228H65V230H64V232H62ZM74 231V230H73ZM79 231V230H78ZM77 230H76V232L77 233H79ZM117 231V230H116ZM119 232L117 233V234H120V232L122 231V230H118ZM168 231V230H167ZM175 231V230H174ZM179 231V230H178ZM238 231V230H237ZM241 231V230H240ZM239 231V232H240ZM245 231V230H244ZM248 231V229L245 231V232H247ZM259 231V232H260ZM27 232H29L28 230H27ZM26 232V233H27ZM32 232L33 233H31L32 234V236H33V234H35L34 233V231L32 230ZM48 232V231H47ZM50 232V231H49ZM48 232V233H49ZM90 232H93L94 233V231L92 230H90ZM89 232V237H91V236H93V235H95V233L92 235V233H90ZM152 232V231H151ZM160 232V233H161ZM218 231H215L214 230V232H213V234H212V236L213 235H215L216 233H217ZM225 232V231H224ZM228 232V231H227ZM227 232H226V234H227ZM230 232H232V231H230ZM255 232V231H254ZM76 233V234H77ZM80 234V235H83V234ZM115 233V236L117 237V236H119L120 238L122 237V236H120V235H117ZM166 233V232H165ZM175 232H170L169 234H168V236L170 235V236H173V235H175L174 234ZM200 233V232H199ZM208 233V232H207ZM243 233V231L242 232H240V233H238V235L239 234H242ZM253 233V232H252ZM251 233V234H252ZM4 234V235H3ZM25 234V232L24 233H22V235H24ZM43 234V236L45 235V233H42ZM66 234V232L64 233V235ZM69 234H71V233H69ZM69 234H66V236L67 235H69ZM91 234V235H90ZM97 234V233H96ZM99 234H100V232H99ZM99 234H98V236H99ZM101 234H103V232H101ZM114 234V233H113ZM123 234V233H122ZM152 234V233H151ZM162 234H163V232H162ZM177 234H179V233H177ZM195 234V233H194ZM218 234V233H217ZM255 234V233H254ZM46 235H48V236H50L49 234H46ZM58 235V234H57ZM56 235V236H57ZM104 235V234H103ZM211 235V234H210ZM224 235V234H223ZM232 235V234H231ZM233 235H235L236 236V238L238 237L239 239H240V235L239 236H237L236 234H234L233 233ZM245 235H246V233H245ZM258 235V234H257ZM256 235V236H257ZM20 236H21V234H20ZM28 236V235H27ZM29 236H30V233H29ZM65 236V237H66ZM84 236H86V235H84ZM97 236V235H96ZM95 236V237H96ZM97 236V237H98ZM111 236V235H110ZM115 236H113V238L114 239H116L115 238ZM151 236V235H150ZM164 236V235H163ZM182 236V235H181ZM206 235H204V237H205ZM226 237H227V239H228V236L227 235H225ZM243 236V235H242ZM241 236V237H242ZM255 236V235H254ZM17 237H18V235H17ZM16 237V238H17ZM22 237V236H21ZM31 237V236H30ZM47 237V236H46ZM50 237H52V236H50ZM62 237H64V236H62ZM70 237H72V236H70ZM69 237V238H70ZM88 237V236H87ZM87 237H84V238H87ZM100 237V236H99ZM98 237V238H99ZM118 237V238H119ZM148 237V236H147ZM162 237V236H161ZM185 237V236H184ZM215 237V236H214ZM224 237V236H223ZM234 237V236H233ZM16 238H15V241H16ZM68 238V239H69ZM123 238V237H122ZM145 238V237H144ZM176 238H178V237H176ZM206 238V237H205ZM205 238H203V239H205ZM217 238H219V237H217ZM216 238V239H217ZM235 238V237H234ZM244 238V237H243ZM253 238V237H252ZM255 238V237H254ZM4 239V238H3ZM18 239V238H17ZM20 239V238H19ZM21 239H28V238H24V237H22ZM29 239H31V238H29ZM48 239V238H47ZM88 239L89 240H92L91 238H87V241H88ZM93 239H94V237H93ZM112 239V238H111ZM168 239V238H167ZM180 239V238H179ZM183 239V238H182ZM213 239V238H212ZM221 239H222V236H221ZM221 239H219V240H221ZM227 239H225V241L227 240ZM230 239L232 240L233 238L230 236ZM230 239H228L229 241H230ZM246 240L247 239H249V238H247V235H246V238H245ZM251 239V238H250ZM5 240V239H4ZM70 240L72 241V239L70 238ZM86 240V239H85ZM105 240V239H104ZM108 240V239H107ZM118 240V239H117ZM143 240H145V239H143ZM151 240V239H150ZM149 240V241H150ZM213 240H215V239H213ZM219 240H217V242H219ZM234 240V239H233ZM233 240H232V242H233ZM238 240V239H237ZM241 240V239H240ZM239 240V241H240ZM244 242H245V240L244 239H242ZM240 241L241 243L243 242V241ZM258 240V239H257ZM261 240V242L263 241L262 239H260ZM6 241V240H5ZM11 241V240H10ZM24 241H26V240H22V242H24ZM108 241H110V240H108ZM112 241V240H111ZM203 241V240H202ZM239 241H237V243L239 242ZM7 242H8V240H7ZM14 242V241H13ZM28 242V241H27ZM30 242V241H29ZM31 242H32V240H31ZM72 242H74L75 244H77L76 242H78V241H76V240H74V241H72ZM79 242H81V241H79ZM84 242H86V241H84ZM93 242V241H92ZM103 242V241H102ZM107 242V241H106ZM106 242H104V243H106ZM114 242V241H113ZM112 242V243H113ZM117 242V241H116ZM116 242H114L113 244H115ZM146 242V241H145ZM145 242H144V244H145ZM227 242V241H226ZM235 243H236V241H234ZM250 242V241H249ZM251 242H252V239H251ZM250 242V243H251ZM16 244H18L17 242H15ZM24 243H26V242H24ZM38 243V242H37ZM67 243V242H66ZM65 243V244H66ZM88 243L89 242H87V244L85 243V245L82 247V245H79V246H81V247H75L74 249L76 250V251H80L82 248H84V249H87V248H89L87 245H88ZM91 243V242H90ZM94 243V242H93ZM93 243H92V246H93ZM98 243V242H97ZM96 243V246H98V244ZM104 243H102V245H104ZM156 243V242H155ZM228 243H230V242H228ZM246 243H248V242H246ZM5 243H3V245H4ZM12 244V243H11ZM21 244L22 243H19L18 245H20L21 246ZM27 244V246L26 247H28V243H26ZM58 244V243H57ZM53 245V247L54 246H57L58 247V245ZM64 244V243H63ZM68 244H70V243H67V245ZM107 244V243H106ZM109 244H111V243H109ZM112 244V245H113ZM141 244H143V243H141ZM151 243H149V245H150ZM153 244H154V242H153ZM205 244H207L206 242H205ZM214 244H216V243H214ZM223 244V243H222ZM239 245H240V243H238ZM258 247L260 248V241L258 242ZM2 245V246H3ZM6 245H8L7 243H6ZM17 245V246H18ZM24 245V244H23ZM32 245H35V244H32ZM66 245V246H67ZM72 245V244H71ZM74 245V244H73ZM78 245V244H77ZM91 245V244H90ZM146 245H148V243L146 244ZM152 245V244H151ZM150 245V246H151ZM203 245H204V242H203ZM219 245H221V244H219ZM229 245V244H228ZM234 245H236V244H234ZM238 245V246H239ZM243 245L245 246V244L243 243ZM249 245V244H248ZM264 245V244H263ZM5 246V245H4ZM19 246V247H20ZM61 246H65V245H61ZM95 246V247H96ZM116 246V245H115ZM152 246H154V245H152ZM156 246V245H155ZM205 246V245H204ZM216 246H217V244H216ZM222 246V245H221ZM241 246H242V244H241ZM240 246V247H241ZM34 247V246H33ZM53 247H51V249L53 248ZM67 247H69V246H67ZM91 247V246H90ZM95 247L93 248H91L92 250L94 249L95 250ZM113 247V246H112ZM111 247V248H112ZM117 247V246H116ZM157 247V246H156ZM225 247V246H224ZM246 247V246H245ZM254 247H255V245H254ZM9 248V247H8ZM11 248V247H10ZM21 248V247H20ZM19 248V249H20ZM25 248V247H24ZM32 248V247H31ZM30 247H29V250L31 249ZM55 248V247H54ZM61 248H63V247H60L59 249L61 250ZM72 248V247H71ZM79 248H81L80 250H78ZM108 248V247H107ZM141 248V247H140ZM143 248V247H142ZM152 248V247H151ZM256 248H257V245H256ZM262 248H264V246L263 247H261L260 249L261 250H263ZM12 249V248H11ZM15 249V248H14ZM58 249V248H57ZM63 249H67L66 247L65 248H63ZM73 249V248H72ZM83 249V250H84ZM91 249L89 248V250L91 251ZM114 249V248H113ZM117 249H118V247H117ZM123 249V248H122ZM218 249V248H217ZM245 249V248H244ZM13 250V249H12ZM21 250H24V249H21ZM25 250H27V248L25 249ZM29 250H28V252H29ZM59 250V251H60ZM88 250V249H87ZM93 250V251H94ZM116 250V249H115ZM169 250H171V249H169ZM243 250V249H242ZM31 251V250H30ZM57 252H55V253H57V254H60L59 253V251L58 250H56ZM63 251V250H62ZM69 251V248H68V250H66V251H64V254H65V252L67 253ZM72 252L74 251V250H71ZM82 251V250H81ZM86 251V250H85ZM117 251V250H116ZM115 251V252H116ZM225 251H227V250H225ZM229 251V250H228ZM7 252V251H6ZM5 252V253H6ZM23 252H25V251H23ZM114 252V257H115V254L116 253H118V252H116L115 253ZM261 252V251H260ZM2 253H3V250H2ZM52 253H53V251H52ZM52 253H51V255H52ZM55 253H53V254H55ZM62 253V252H61ZM71 253V252H70ZM88 252H84V254H83V256L85 257V254H87ZM119 253H123V252H120L119 251ZM235 254H236V252H234ZM13 254V253H12ZM73 254V253H72ZM72 254H69V255H72ZM79 254V253H78ZM90 254H92V253H89L88 255H90ZM238 254H240V252L238 253ZM237 254V255H238ZM241 254H242V252H241ZM258 254V253H257ZM2 255V254H1ZM68 255V254H67ZM75 255H77V254H75ZM81 255V254H80ZM80 255L78 256V257H80ZM123 255V254H122ZM121 255V257H119L117 260H119V259H123V256ZM186 255V254H185ZM184 255V256H185ZM13 257L15 256L16 257V254L15 255H12ZM50 256V255H49ZM125 256H127V255H125ZM175 256V255H174ZM222 256V255H221ZM225 255H223V257H224ZM234 256V255H233ZM244 256V255H243ZM260 256V255H259ZM2 257V256H1ZM0 257V258H1ZM6 257V256H5ZM58 257V256H57ZM63 257H64V255H63ZM75 257H77V256H75ZM77 257V258H78ZM86 257H87V255H86ZM90 256H88V258H89ZM116 257H117V254H116ZM129 257V256H128ZM170 257V256H169ZM171 257H173V256H171ZM186 257V256H185ZM188 257H190V256H188ZM218 257V256H217ZM219 257H220V255H219ZM231 257V256H230ZM242 257V256H241ZM257 257V256H256ZM3 258V257H2ZM22 258V257H21ZM20 258V259H21ZM56 258V257H55ZM59 258H60V256H59ZM61 258H62V256H61ZM126 258V257H125ZM176 258H179V257H176ZM220 258H222V257H220ZM219 258V262L220 261H222V259H220ZM228 258V257H227ZM240 257H237V259H239ZM243 258V257H242ZM246 258H247V255H246ZM252 258L253 257H251L250 259L251 260H249V262L250 261H252V262H254V260L256 261V259H253L252 260ZM5 259V258H4ZM64 259V258H63ZM167 259V258H166ZM181 259V258H180ZM185 259V258H184ZM191 258H189L188 259V262H189V260H190ZM243 259H245V257L243 258ZM248 259V258H247ZM247 259H245V260H247ZM259 259V257H257V260ZM9 260V259H8ZM10 260H11V258H10ZM14 260H19V258L18 259H14ZM52 260V259H51ZM58 260V259H57ZM56 260V261H57ZM60 260V259H59ZM160 260V259H159ZM231 260V259H230ZM230 260L228 259V261L227 262H230ZM242 259L240 258V260L239 261H241ZM244 260V262H246ZM260 260V259H259ZM262 260H263V258H262ZM12 261V260H11ZM20 261V263H21V260H19ZM18 261V262H19ZM55 261V262H56ZM121 261V260H120ZM124 261H126V260H124ZM132 261V263H133V260H131ZM130 261V262H131ZM165 261V260H164ZM166 261H169V260H166ZM173 261H175V260H173ZM180 261V260H179ZM224 261V260H223ZM232 261H234V258H233V260ZM264 261V260H263ZM1 263H2V260L0 261ZM4 262V261H3ZM5 262H8L7 261V259L5 260ZM10 262V261H9ZM7 263V264H12L11 262L10 263ZM18 262H16V263H18ZM55 262H53V263H55ZM163 262V261H162ZM183 262V261H182ZM181 262V264H187V261L186 262H183L182 263ZM194 262V261H193ZM234 262H236V260L234 261ZM233 262V264H235ZM244 262H240V263H244ZM251 262V263H252ZM261 261H259V263H260ZM61 263V262H60ZM157 263V262H156ZM164 263V262H163ZM169 264L170 262H165V264ZM180 263V262H179ZM237 263H239V262H237ZM250 263V264H251ZM256 263H258L257 261L255 262V264ZM258 263V264H259ZM4 264V263H3ZM56 264V263H55ZM63 264V263H62ZM149 264V263H148ZM152 264H154V262L152 263ZM158 264H159V262H158ZM160 264H162L161 263V261H160ZM171 264V263H170ZM190 264V263H189ZM223 264H225L224 262H223ZM231 264V263H230ZM249 264V263H248ZM261 264V263H260Z\"/></svg>","mask_w":264,"mask_h":264},{"label":"snow or ice","instance_id":"snow-or-ice-1","mask_svg":"<svg viewBox=\"0 0 264 264\" xmlns=\"http://www.w3.org/2000/svg\"><path fill=\"white\" fill-rule=\"evenodd\" d=\"M241 7H242V5H241Z\"/></svg>","mask_w":264,"mask_h":264}]
</instances>
